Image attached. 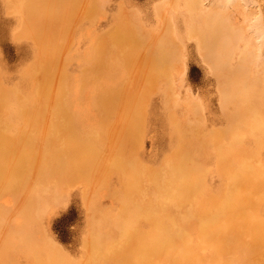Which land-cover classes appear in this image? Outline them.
Listing matches in <instances>:
<instances>
[{"label": "rangeland", "instance_id": "obj_1", "mask_svg": "<svg viewBox=\"0 0 264 264\" xmlns=\"http://www.w3.org/2000/svg\"><path fill=\"white\" fill-rule=\"evenodd\" d=\"M201 1H202V5H203L202 8H199V10L194 8L196 10V12H195V10L193 11V6L191 7V5H192L191 0H98V3H97V0H94L93 2H92V0H88V3L86 4V8L84 7V9H83L85 13L82 12L83 10L79 11L78 8L72 9L73 12L71 11V13H72L71 15L73 16L75 14V16L71 19V21L67 25V26H69L70 34L68 33V30H67V32L65 31L67 29V27H66V29H63L61 31V35L58 34L61 37H59L57 35L59 40H58V38L54 37V39L50 43L51 46L48 45V47H46V49L42 50V52L37 53L32 49L33 43L30 42L29 40H27V42H26V40H22L19 43L15 41V33L17 32L18 27H19L17 22H16L17 16H15L14 14L11 15L9 13L8 7L5 3V0H0V67H1L2 72L4 74V78L6 79V82H5L6 89L5 90H6V98H7L5 100V104H4V106H6V107H3L0 110V123H1L0 124L1 125L0 126L1 127L0 128V131H1L0 136L2 137V138L0 137L2 139V140L0 139V142H1L0 146H3V148L6 147V149L8 151L11 150L10 152L12 153V156H8L9 160L11 159L10 162H13L16 157H17L16 159H18V157L21 158L22 156L20 155V153H22V155L25 156V160L27 159V161H28V162H26V164L29 163L28 164L29 166L27 167L28 169H26L25 171H28L32 167H37L36 164L38 163V165H40L41 162H42L41 166H43L44 164L47 163L46 165H44V167L52 166V168H53V165H54L53 170H55L54 172H57V173H54V174H56V177L52 173L53 171H51V174H50V172H48V176H47L48 178L50 177V179H52V180L47 179V180H50V181H48V183L50 184V188L52 190H55L54 192L57 194L61 193L62 190L64 189V191L61 194H59L60 198L58 199L59 202L57 204L50 205L48 203L44 208H42L40 210V213H39L40 215L31 214L32 212L29 209H26V207H25L26 204H23V202L25 200H28V198L30 196L33 197V195H35V192H32L26 185H24L25 180L28 181V178L25 179L24 175L22 178L21 177H17V178L13 177L12 178L13 182L10 181L11 184L13 183L12 185L10 184L12 187L11 188L7 187V189L5 188V190H8V191L4 190V193L3 192H2V194L0 193V195H1L0 196V210H1L0 211V216H1L0 217V222H1L0 226L2 225L0 227V230H1L0 231V264H3V263L4 264H36V263L37 264H48L47 261L49 262V264H58L56 261H55V263L52 262V260L54 261V258L50 259L51 257H54V255L52 254L53 249L51 250L50 245L48 246L49 242H47L51 239L54 240V242L63 250V252L67 256H69V258L71 260H73V261L75 260V262L77 264H93L92 259L90 258L89 249L85 245V242H86L88 234H89L88 229L90 228L88 226L89 225L88 218H89V215L92 214V212H93L92 215L96 219H100V218L104 217V215H105V216L109 217L108 218L109 221L113 222L114 217H115L114 229L116 232H117V230L120 232V234L118 232L117 234H115L116 236L115 235L113 236V237H117L116 239L119 240V242H116V245L120 248L119 252H118L119 258L115 259V260H114V258L109 259L107 261V263H105V264H117L118 261L121 262L120 264H125V262L122 263V261H124L123 257L126 258V256L128 255V252L125 251V250H127L126 249L127 246H130L132 243H133L132 245H134V246L138 245L139 243H141V244L145 243L147 241V239L149 238V236L154 232L152 223L149 220L147 221L145 215H143V214L154 213L156 215V213H157V215L159 216V215L163 214V213H161L162 210L164 212V209H166V210H168L167 212L169 214H172L174 216H178L180 218L181 222H183V221L186 223L188 222V224L182 223L184 226L186 225L185 227L183 226V229L187 232V236H186L185 240L183 241V243L186 244L187 247H191L194 249V251L197 255V258H202L206 261H209L210 259H212L211 258V255H212L211 244H209L208 241L201 240L200 235L197 232V226L200 222L205 221V218L207 216H210V215H213L214 213H216L217 208L225 202L224 201L225 199L226 200L229 199V196L231 197V195H232V197H231L232 199L230 198L229 202L234 201V202L230 203V207L232 206L233 207L232 209H235L234 213H236V215H237L235 217L236 219L233 220L234 221L233 226L235 228L241 229L242 226H243L242 228H244L249 223L254 224V223H257V221H258V223L261 221L262 222L264 221V212H263L264 211L263 210L264 209V207H263L264 206L263 205L264 204V144H263L264 143V138H263L264 137V133H263L264 132V130H263V128H264V122H263L264 121V98L261 99L260 97H258V95L260 93L259 91H261L260 88L263 89V91H264V81H263L264 73H262V72H264V0H201ZM94 3H96V4H94ZM90 4H92V6ZM87 5H88V7H87ZM200 5H201V3H200ZM95 6L97 7V10H96ZM190 7L192 8V11H191ZM199 7H201V6H199ZM6 8H7V10H6ZM92 8H95V9H93L94 12L92 11ZM89 10L92 13H89ZM209 12H212V13L216 12V14H219V15L222 12L223 17L220 15L222 19L227 18V20L231 21L232 24H234V26L236 28L239 27L238 30H240V29L244 30V31H241V32H243L244 42L240 43V46L242 45L241 47H239L240 49L244 48L245 42L247 39H248L247 42L251 41L250 42L251 45H250L249 49H250V52L252 54L248 56L249 59H247L248 61H246V63H245L246 67L245 66L239 67L237 54L235 55V57L232 61L233 68H236L239 71V75L238 74L233 75L227 70H221V69H215L217 71L213 70L212 66H211L212 62L219 64V61L217 59L218 55L221 54L223 56L226 51L221 50V49L219 51L217 50L215 52V55L213 56V54H211L210 52H207L206 50L201 49V47L199 45V42H198V30L199 29L198 28L202 27L201 25L203 23V20L207 16V13H209ZM91 15H94V16L92 17ZM190 16H192V17L194 16V18L191 17L192 18L191 19ZM192 26H193V28H192ZM56 28H58L56 30H60L59 25ZM191 29H195V30H191ZM194 31L195 32L197 31L196 32L197 34H195ZM135 32H136V34H135ZM65 33L68 35V39H67V35L66 36L64 35ZM112 33L114 34L115 38L113 37ZM137 34H139V36ZM108 35H110V36H108ZM131 35H132V37H131ZM121 36H122V40H120ZM234 36L235 37L238 36V33L237 34L234 33L232 36L230 35L231 39L230 38L229 39L232 40V42L235 41ZM195 38H197V39H195ZM223 38L224 37H222L221 39H223ZM258 38H260V39H258ZM134 39H136V40H134ZM55 40H56V42H55ZM143 40L145 41L146 45H145ZM93 41H94V43H93ZM123 42H125L126 44ZM128 42H130V43H128ZM236 42H237V40H236ZM143 43H144V45H142ZM66 44H67V46H66ZM94 44H95V46H94ZM134 44L135 45L137 44V46H134ZM259 44H260V46H259ZM64 46H65V48H64ZM144 46L147 49H145ZM95 47H97V49L99 51L96 52L97 49ZM124 50H125V53H124ZM130 50L132 53H130ZM47 51H48V53H47ZM60 51H62V52H60ZM65 51H66V53H65ZM136 51L138 52L137 55L141 59V61L139 60V58L137 56L136 57L142 64L135 57ZM140 52H141V54L142 53L143 54L142 55L139 54ZM55 53H56V57H54ZM61 53H62V55L60 57ZM96 53H98V54H96ZM152 53H154V54H152ZM237 53H239V52H237ZM88 54H90V55H88ZM128 54H130V55L128 56ZM150 54H151V56H150ZM41 55H42V58H41ZM93 55H95V57H90ZM96 56H97V58H96ZM121 56H122V58H121ZM146 56H148L150 59ZM133 57H135V58H133ZM38 58H39V60H37ZM60 58H61V60H59ZM89 58H91L92 60H89ZM157 58H160V59H157ZM253 58H255V59H253ZM259 58H260V60H259ZM118 59H120V60H118ZM123 59H126V60H123ZM128 59H129V61H127ZM235 59H237V60H235ZM136 60L138 61V63L136 62ZM143 60H144V62H143ZM146 60H148L149 63H147ZM150 60H152V61H150ZM159 60H160V62H159ZM168 60H169V62H168ZM256 60H258V61H256ZM42 61H44V62H42ZM91 61H93L94 64H92L93 62H91ZM119 61H120V63H119ZM134 61L138 64L137 66H136ZM121 62H123L124 64ZM130 62H132L133 64ZM37 63H40L41 66H40V64H37ZM156 63H160L159 64L160 66L159 65L156 66L155 65ZM164 63H166V64H164ZM127 64H128L129 68L126 67ZM248 64L251 67H249ZM32 65H34V66L32 67ZM37 65H38L39 70H38V68H36ZM56 66L58 67V70L56 69L57 68ZM141 66H142V68H141ZM90 67H92V68H90ZM165 67H167V68H165ZM51 68L53 69L54 72H52ZM243 68H245V69L243 70ZM32 70H33V72H32ZM36 70L38 71V73ZM41 70L43 72H41ZM89 70H91L90 73L88 72ZM165 70H167V71H165ZM44 71L46 74L44 73ZM131 71H132V73H131ZM39 72L42 73L41 76L37 75V74H39ZM156 72H158V73H156ZM165 72H166V74H165ZM47 73L48 74L50 73V74L48 75ZM57 73H59V74H57ZM143 73L145 74V76H144L145 78L143 77V75H144ZM255 73L257 76H255ZM29 74H30V77H29ZM129 74H130V76H128ZM148 74H149V76H147ZM164 74H165V76H163ZM34 75H36V76H34ZM43 75H46V76H43ZM54 75L56 76V78H54L55 77ZM62 75H65V76L62 77ZM91 75H92V77H90ZM58 76L60 78H58ZM161 76H163V77L161 78ZM171 76H174V77H171ZM23 77H25V78H23ZM35 77H37V78H35ZM46 77H49V78H46ZM113 77L115 78V80ZM262 77H263V79H262ZM34 78L36 79V81H34L35 80ZM51 78L53 79V81ZM84 78H87V80ZM217 78L218 79L220 78V79L218 80ZM226 78L229 80L226 81ZM37 79H38V81H37ZM63 79H64V81H63ZM242 79H244V80H242ZM54 80H55V83L57 82V80H58V84L61 83L60 85L57 84L56 91L54 89H52L53 87L56 86V85H54L55 84ZM67 80H69V81L66 82ZM144 80H145V82H144ZM61 81L64 83H62ZM219 81H220V83H219L220 85L218 84ZM221 81H222V84H221ZM242 81L245 83V88H246L247 92H246V94L241 93V97H244L245 95L254 96L253 100H255V102L257 101L253 107H250V110H249V113L247 116L248 119L246 116L241 117V115H239L238 111H236L237 109H239V105L238 104L236 105L237 102L232 101V102H234L232 104L231 101L225 99L224 93H223L225 86H227L226 85L227 83L228 84L232 83L234 86H236L235 88H238V87L240 88L242 85H244V84H241ZM261 81H262V83H261ZM44 82H46L44 84L45 88L43 87V84H42ZM169 82L171 85L169 84ZM223 82L225 83V86H224ZM65 83H66L67 87H65ZM256 83H258V84H256ZM126 84H128L129 86ZM15 85H17V86L15 87ZM122 85H123V87H122ZM261 85H263V87ZM35 86L37 87V93H36V87ZM61 87H63L66 90L60 91L59 89L63 90V88H61ZM111 87H113V89ZM119 87H120V89H119ZM42 88L44 91L42 90ZM125 88H126V91H128V93H130L131 91L132 92L128 95V93L126 91H124ZM221 88H222V90H221ZM20 89H22L21 90V91H23L22 93H21ZM38 89L42 90L44 93L42 91H39ZM68 90H69V92H68ZM113 90H114V94L111 93V92H113ZM16 91H17V93L19 92L18 95L16 93L13 94V92H16ZM50 91H52V93ZM7 92H8V94H7ZM31 92H35V94H32ZM48 92H50V93H48ZM63 92L65 95H68L69 98H67V96L63 95ZM236 92L238 95V90ZM59 93H60L61 97L63 95L65 98L59 97L58 96ZM98 93H101V95H99ZM121 93H126V94L122 95ZM10 94H11V96H9ZM36 94H37V97H36ZM54 94H55V97H53ZM16 95L18 97L19 96L20 97L18 98V97H16ZM33 95H35L33 97L34 99L30 98ZM111 95H113V96H111ZM221 95H223V96H221ZM127 96H129V97L131 96V97L128 98ZM98 97H99V99H98ZM241 97L239 96V98H241ZM51 98H54L55 101ZM57 98L61 99V101H62L61 104H58L59 99L57 100ZM111 98H113V99H111ZM15 99L19 100V102L23 99V101L25 100L26 102H28V104L26 102H23V101H21L18 104V101H16ZM64 99H66V100L68 99V100L66 101ZM119 99H121V100L123 99L122 100L123 104L120 102L121 100H119ZM27 100H29V101H27ZM35 100L38 102H36ZM113 100H115V102ZM128 100H130L131 102L129 103ZM261 100H262V102H260ZM8 101H10V102L8 103ZM47 101H49V102H47ZM50 101H52V103ZM99 101H101L103 103H101V102L99 103ZM56 102L58 104V107H59V105L61 106L63 103L62 106H64V108L61 106V109L62 108L64 109V110L62 109L63 111L60 109V107H59L60 111H57L59 109H58V107L56 108ZM64 102H67L68 104L64 103ZM111 102H112V104H111ZM10 103H13V105L15 103H17V104H15L13 106ZM72 103H74V104H72ZM95 103H98V104H95ZM120 103L122 104V106L124 108V110L122 112L123 117L125 116L124 120H122L123 117H122L121 112H120L123 109L121 107ZM124 103L125 104L129 103L130 105L126 104V107H124L125 106ZM26 104L27 105H29V104L33 105L34 109H35V106H39V108L36 107L38 109L34 110L33 107H31V105H29V107H27ZM35 104H37V105H35ZM93 104H95V105L93 106ZM166 104H168V105H166ZM257 104H258V106H257ZM96 105H99L100 107L96 106ZM106 105L108 108L106 107ZM127 105L129 108L128 110H127ZM19 106H22L23 109H21V107L19 108ZM67 106H69V107H67ZM129 106L132 107V110H131V107H129ZM221 106L223 108H221ZM10 107H12V108H10ZM97 107H99L98 111H97ZM110 107L112 109H110ZM119 107H121L122 109L119 110ZM138 107H140V108H138ZM260 107L262 109H260ZM51 108H52V111L50 110ZM65 108H66V110H65ZM168 108H169V110H168ZM170 108H171V111H170ZM10 109H12V110H10ZM19 109L23 111V112L21 111V113H23L24 115L19 113V111H20ZM27 109H29V111ZM222 109H223V111H222ZM227 109H229L228 110L229 115L226 112ZM255 109H256V111H255ZM39 110H40V112H39ZM45 110H46V112H45ZM47 110H49L48 112L50 113V115H49V113L47 115ZM75 110H77L79 112V113L77 111L75 112V114L76 113L79 114V115L76 114L77 117H76V115L73 114V112ZM191 110H193V111H191ZM31 111H32V113H31ZM124 111H125V113H124ZM141 111H142V113H141ZM25 112H26V114H25ZM33 112H34V114H33ZM58 112L60 114H61V112H63L61 115L63 118L59 114H57ZM65 112H67V113H65ZM108 112H109V114H108ZM129 112H130V114H129ZM260 112H262V113H260ZM39 113H41V114H39ZM52 113H54V114H52ZM68 113H70L71 116H69ZM137 114H138V116H137ZM186 114H187V116H186ZM232 114H233V116H232ZM234 114H235V116L237 115L236 116L237 118L239 116L241 118L239 117L238 120H235ZM253 114L255 115V117L253 116ZM33 115H34L35 119H34V117H32ZM44 115H45V117H44ZM116 115L117 116L121 115V117L118 116L119 117L118 118ZM227 115H228V117H227ZM7 116L9 119H7ZM26 116L29 118H27ZM78 116H81L83 118L86 117V118L84 119V121H80V119H78V121H77L76 118H78ZM231 116H232V118H230ZM58 117H61L62 119L58 118ZM24 118L26 119V121ZM31 118H32V120H31ZM39 118H40V120H39ZM67 118L72 119V121L67 120ZM83 118H81V119L83 120ZM114 118H116L115 119L116 121L114 120ZM125 118H126V121H125ZM229 118H230V121H229ZM257 118H258V120L260 119V121L256 120ZM86 119H87V121H86ZM17 120H19V121H17ZM234 120H235V122L231 123V121H234ZM45 121H46V123H45ZM74 121H75V124H77L79 126L80 130L78 129V126L76 127V125L74 124ZM93 121H94V123H93ZM99 121H100V127H98L99 124L95 125V124L99 123ZM123 121H125V122H123ZM8 122L10 124H8ZM58 122H60V124ZM64 122L67 125L63 124ZM68 122H71V124L75 125V126L73 127V126H71V124H69L70 125L69 126ZM115 122H116V124L119 123L117 125L114 124V126L116 125L117 128L112 126L113 125L112 123H115ZM121 122H122V124H121ZM173 122H174V124H173ZM240 122H241V124H240ZM248 122H249V124L247 125ZM25 123H28V124L24 125ZM135 123H136V127H135ZM229 123H231V124H229ZM236 123L239 124V126ZM15 124H17V125H15ZM52 124H54L55 127L58 125H61V127L58 126V128H60V129H58L56 127V129L54 130L55 127ZM256 124H259V125H256ZM11 125L13 126V128H11L12 127ZM44 125H45V127H44ZM47 125H48V127L46 129ZM101 125L103 126V128L101 127ZM108 125H110V126H108ZM231 125H233V126H231ZM244 125H245V127H243ZM260 125H261V127H260ZM37 126H39V127L36 128ZM68 126L70 128V131L73 130L74 128L75 129L71 132H69V129L66 131ZM203 126L205 129L203 128ZM229 126H231V128ZM112 127H114V128L109 129ZM228 127H229V129H228ZM236 127H238V128H236ZM258 127L260 128V130ZM97 128H99V130H101L102 132L99 131ZM115 128L117 129V132L119 131L118 132L119 136L117 135V137L115 134V133H117L115 131ZM128 128H129V130H128ZM189 128L191 130H189ZM252 128H254L255 130L254 129H253L254 131L251 130ZM22 129H23V131H22ZM44 129L47 131V132L45 131V135L42 134ZM245 129H246V131L247 130L248 131L247 132L244 131ZM26 130H28V131H26ZM52 130L54 132L59 131L58 133H60V134L53 133L55 136H52L53 135L51 133ZM103 130L104 131L105 130L106 131L114 130L113 133L115 135L113 134L114 136L110 137V131L107 132L108 134L104 135L106 132L104 133ZM216 130H217V132H215ZM7 131L9 132L8 134H6ZM95 131H96L97 135L95 134ZM207 131L212 132V134L210 135V133ZM2 132H4V133H2ZM27 132H29V133H27ZM82 132L84 134L83 136H82ZM120 132H123V133H120ZM237 132H239L240 134ZM20 133H21V135H20L21 139L19 138L20 139V141H19L18 137H19ZM26 133H27V135L29 134V136H30L29 138H28V136L24 137V135H26ZM71 133H73L72 137L70 135ZM92 133H94V134H92ZM101 133H103V134H101ZM187 133H189V134L187 135ZM262 133H263V135H260ZM15 134H17L18 136ZM35 134L37 136H35ZM98 134H100V135L98 136ZM231 134H232V136H231ZM235 134L236 135L239 134V136L238 135L236 136ZM245 134L247 135L246 137H245ZM13 135H15L16 137ZM57 135H60L59 139L56 138ZM74 135L75 136L78 135V137L76 138L77 140L74 139L75 138ZM111 135H112V131H111ZM129 135H131V136H129ZM240 135H242V136H240ZM3 136H4L5 140L8 139L9 141L8 140L3 141ZM69 136L73 140L69 139L68 138ZM73 136H74V138H73ZM209 136H210V138H209ZM222 136H223V138H222ZM258 136L260 137V139L258 138ZM261 136H262V138H261ZM22 137H23V139L27 138L25 140L26 143L24 141H21V140H23ZM108 137H110V138H108ZM122 137H124V138H122ZM207 137H208V139H207ZM235 138H236V140H235ZM44 139H45V143H44ZM79 139L80 140L82 139L81 143L79 142L80 141ZM106 139H108V140H106ZM192 139H193V141H192ZM229 139L231 140L230 142H229ZM256 139H257V141H256ZM31 140H34V141H31ZM42 140H43V142H42ZM63 140H65L66 142ZM83 140L85 141V143ZM93 140H94V145H96L98 148H96L95 146H92L93 144L91 145V141L93 142ZM131 140H133V141L131 142ZM213 140L216 142V144ZM12 141H13V143H12ZM72 141L73 142L75 141V142L72 143ZM82 141L84 144L82 143ZM86 141H87L88 145H87ZM19 142L23 145H21ZM40 142H42V143L40 144ZM49 142L52 143L51 144L52 146L50 145L51 147H48V145L50 144ZM62 142L63 143L65 142L66 147ZM76 142H78V144ZM133 142H134V144H133ZM202 142H204V143H202ZM228 142L230 143V145L228 144ZM30 143L32 145L34 143L35 146L34 145L32 146ZM61 143H62V145H61ZM98 143L100 144V146H98L99 145ZM112 143H113V145H112ZM231 143H233V144H231ZM59 144H60V146H59ZM106 144H108V145L106 146ZM84 145H85V149L83 147ZM232 145H233V147H232ZM9 146H11V147L9 148ZM214 146L216 147V149ZM46 147H48V149L51 148V153L49 152L50 150L48 151ZM54 147H56V148L54 149ZM64 147H65L64 150H66V151L64 153L63 152L61 153V151H64V150H62ZM78 147H79V149H78ZM87 147L89 149H87ZM135 147H137V148H135ZM210 147H212V148H210ZM258 147L261 150L257 149ZM24 148H26V149H24ZM57 148L58 149L60 148L61 151L58 150ZM94 148H96L97 152ZM253 148H255V151L251 152V151H253L252 150ZM40 149H43L44 151L43 150L41 151ZM83 149L85 150L86 154H85ZM98 149H99V151H102V152L99 153ZM45 150H47V152L49 153L48 157H47V155H45ZM109 150L111 153L109 152ZM216 150L219 153V154L217 153L218 155H216V153H215ZM223 150H224V152H223ZM17 151H19L18 154H17ZM20 151H22V152H20ZM39 151H41L42 154L38 153ZM55 151L58 152L59 154L61 153V156L59 154L55 153ZM94 151H95V153H94ZM24 152H26L27 156L25 155ZM47 152H46V154H47ZM52 152L55 154L53 155ZM75 152H76V154H75ZM103 152L105 154H103ZM106 152H107V154H106ZM232 152H233V155L231 154ZM244 152L245 153L249 152V154L248 153H246V154L250 160H248V157L246 156V154H244ZM31 153H33L32 154L33 157H31L32 159L30 158ZM114 153H115V155H113ZM252 153H254V155ZM38 154L40 156L42 155V157H47V159L49 158L50 163H48V161H46V159H42V157H40ZM37 155L39 157H36ZM70 155H71V157H70ZM249 155L252 157H250ZM65 156H66V159H64ZM104 156H105V158H103ZM113 156L115 158H113ZM220 156H223L224 158L220 157ZM13 157H15V158L12 159ZM52 157H54L55 159ZM253 157H255V159ZM28 158L30 161L28 160ZM57 158L60 160H65V161L67 160L66 163L68 161H70V162L66 166V163L64 161L63 162L65 164H63V162L58 160ZM112 158H113V163H112ZM180 158H181V160H180ZM36 159H38L37 160L38 162H36ZM74 159H76V160L73 161ZM98 159H100V160H98ZM101 159L104 162H102ZM231 159H234V160H231ZM39 160H41V162ZM243 160L245 161V163L246 162L247 163L244 164ZM97 161H99V162H97ZM186 161L189 164L186 163ZM224 161H226V162H224ZM232 161L235 164L237 162V164L235 165ZM250 161H251V165L253 166V167L252 166L251 167L256 169V170L251 169L252 173H255L257 171L255 173L257 175V179L262 178L263 185L261 183L260 184L257 183L256 178H254L253 176H250V175L246 176L245 172H244L245 175L240 177L241 175H243L242 172L245 171V168H246L245 166H247V164L250 166ZM60 162H62V165L59 164L60 165V168H59V165L57 166V164ZM101 162L102 163L107 162V163H105L104 164L105 166H103ZM108 162H111V164H109ZM136 162H137V164H136ZM222 162H224V163H222ZM51 163H53V164H51ZM88 163H90V164H88ZM72 164H73L74 168L72 167ZM202 164H203V166H202ZM222 164L223 165L225 164V165L223 166ZM238 164L240 166H242L243 164L244 165L242 167H240V166H238ZM63 165H64L65 175H68V176L61 174L62 173L61 171H63L61 169L62 168L61 166H63ZM98 165L99 166L101 165L100 168L101 167L104 168V169H102V171H103L102 173L105 174L104 179H103V174L101 173V170H99L100 168H97ZM168 165H169V167H167ZM217 165H219V166H217ZM79 166H80V168H79ZM83 166H85V167H83ZM198 166H199V169H197ZM204 167L207 169H205ZM213 167H214V169H213ZM236 167H237V169H235ZM57 168H59V169H57ZM87 168H89V169H87ZM177 168H179L180 170L182 168L181 175L183 176V179H181L182 178L181 177L178 180L179 182L176 180L174 181V179L172 178V172L174 171V169H177ZM191 168H192V170H191ZM194 168H196V170H198V171L195 172ZM200 168H202V170ZM238 168H240L241 170ZM187 169L189 171H187ZM208 169L210 172L208 171ZM218 169L219 170L221 169V170L218 171ZM49 170H51V169H49ZM59 170L61 173H58ZM68 171H70L71 173ZM167 171H170V173H168ZM221 171H222V173H221ZM234 171L236 173H234ZM238 171H240V172H238ZM12 172H15V171H12ZM96 172H98V174ZM185 172H186V174H185ZM187 172L191 173L192 175H189V173H187ZM199 172H200V174H199ZM237 172L240 173L241 175L239 174V176H238ZM92 173H93V175L95 173V175L92 176ZM115 173H117V174H115ZM120 173L122 174V176ZM89 174H90V176H89ZM96 174L98 176L99 175L100 176L96 177ZM101 174H102V176H101ZM162 174L164 176H162ZM169 174L171 175V177ZM219 174H220V176H219ZM221 174H223V175L221 176ZM226 174L228 176L225 177ZM10 175H12V173ZM13 175H16V174L13 173ZM26 175H29V172ZM62 175L64 177H62ZM127 175H128V178H126ZM187 175H189V176H187ZM202 175H203V178H202ZM234 175H236L237 178ZM146 176H147V178H146ZM153 176H155V177H153ZM186 176H187V178H186ZM191 176H192V178H191ZM197 176H199V177H197ZM217 176H219V177H217ZM88 177L94 178L92 180V182H91L90 178H88ZM133 177H135V178L132 179ZM189 177H190V179H189L190 181L187 180ZM222 177H223V179H222ZM58 178H60V179L62 178L63 181H59ZM106 178H107V180H106ZM185 178L187 181L184 180ZM201 178L205 179L206 181L202 180ZM239 178H241V179H239ZM16 179H17V182L15 181ZM56 179L59 182L56 181ZM191 179H192L193 183L191 182ZM247 179H249V180H247ZM72 180H73V182H72ZM88 180H90V181H88ZM108 180H109V182H107ZM199 180H201V183H199L200 182ZM121 181H122V183H121ZM196 181H197V183H196ZM29 182H33V180L29 181ZM202 182H203V184H202ZM233 182H235V183H233ZM14 183L16 186L14 185ZM55 183H56V185H55ZM66 183H67V186H66ZM89 183H91V184L88 185ZM186 183H187V186L184 188V185ZM224 183H226V184H224ZM230 183H231V185H229V188H227V186H228L227 184H230ZM64 184H65V187H63ZM98 184H100V185H98ZM122 184L123 185L125 184V185L123 186ZM172 184H173V186H175V188L172 186ZM192 184H195L196 187ZM197 184H199V185H197ZM58 185H60V187ZM149 185H151V186H149ZM203 185H205V186H203ZM207 185L209 188L207 187ZM14 186L16 187V189ZM56 186H58L59 189ZM13 187H14V189H13ZM26 187L28 190H26ZM129 187H132V188L130 189ZM135 187H136V190H135ZM155 187H156L157 192L155 191ZM164 187H167V188L169 187L168 189L173 187L174 189H170L171 193L168 190L167 191L165 190V192L163 190L161 192L160 190L164 189ZM178 187H180V189H178ZM199 187H201V189ZM211 187H212V189H210ZM138 188H140V189H138ZM189 188H191V189H189ZM193 188H194V190H192ZM196 188L198 190H201L202 192L196 190ZM93 189H95V190H93ZM175 189H176V191H175ZM185 189H186V191H185ZM228 189H229V191H228ZM19 190H20V193H19ZM60 190H61V192H60ZM237 190L238 191L240 190L241 193H240V191L238 192ZM244 190L246 191V193H245L246 195L244 194V198L246 200H244V201L246 203L248 202V204H249V206H245V207L242 204L244 201L241 203V200L244 199L243 198ZM250 190H251V192H249ZM262 190H263V192H262ZM10 191H11L12 196L10 194ZM153 191H154L155 195L153 194ZM220 191L222 193H220ZM224 191H227V192H224ZM166 192H167L168 196L165 194ZM168 192H169V194H168ZM184 192H185V194H184ZM200 192H201V194H200ZM253 192H255V193H253ZM21 193L22 194L24 193L23 194L24 197L22 195H21L22 197H20ZM48 193H50V189H49ZM48 193H45L43 195L49 198L50 194H48ZM111 193H112V195H111ZM195 193H196V195H195ZM224 193H226V194L224 195ZM257 193H259V195ZM6 194L8 195L7 197H6ZM17 194H19V195H17ZM120 194H121V196H120ZM162 194L164 195L163 197H162ZM197 194H199V195H197ZM125 195H126V197L124 198ZM148 195H150V196H148ZM203 195H204V197H203ZM210 195H212V196L214 195L215 197L214 196L212 197ZM227 195H228V197H227ZM254 195H256V197H254ZM196 196H198V197H196ZM199 196H201V197H199ZM258 196H260V197H258ZM12 197H13V199H12ZM161 197L163 198V200ZM210 197L213 200H211ZM235 197H238V199ZM261 197H263V199H261ZM22 198L24 199V201ZM119 198H121L122 200ZM14 199H16L15 200L16 203H15ZM250 199H251L252 203L250 202ZM255 199H257V200H255ZM18 200H20V201L18 202ZM174 200L177 203L174 202L175 203L174 204L173 203ZM199 200L202 202H200ZM218 200H220V201H218ZM88 201H91V202H88ZM92 201L95 204H93ZM196 201L197 202L199 201L200 203L199 202L197 203ZM126 202H127V204H126ZM133 202L135 204V207H134ZM253 202H255V203H253ZM260 202H261V204H260ZM21 203L23 204V206L21 205ZM24 203H26V201ZM159 203L160 204L162 203V204L160 205ZM17 204H19L20 207L19 206L17 207L16 206ZM172 204H174V205H172ZM177 204H178V206H175ZM255 204H257L258 206ZM91 205H93V206L91 207ZM209 206L210 207L212 206V208H209ZM238 206H239V208H238ZM16 207H17V210H16ZM22 207L25 210L22 209ZM93 207H94V211H92ZM95 207H97L96 209H99V210H95ZM122 207L125 210H123ZM152 207H154V208L152 209ZM191 207H193V209ZM242 207H244V208H242ZM247 207H249V208H247ZM253 207L256 208L257 210L254 209ZM100 208H102V209H100ZM137 208L139 209V212H138ZM143 208H144V210H142ZM236 208H238V209H236ZM8 209L11 211V213ZM239 209H240V211H238ZM245 209L248 210V211L246 210L247 212L245 211V216L247 217V220H244V222H243V221H241L242 218L240 219V217H242V215H243L242 213ZM252 209H253V211H252ZM258 209H259V211H258ZM2 210H3V213L6 212L7 215L3 214ZM26 210H27V212L30 211V213L28 214L29 218L24 217L26 219V221H24L25 219L23 220V215L27 216V215H25V214H27ZM261 210H263V211H261ZM21 211L22 212L25 211V212H23V214H22ZM98 211H101V212H98ZM104 211H106V212H104ZM111 211L114 213H112ZM142 211H144V213ZM115 212H119V213L116 214ZM137 213H139V214H137ZM254 213L256 216H253V218L256 220H254L252 218V215ZM10 214L12 216H10ZM18 214L20 217L19 219H18ZM109 214H110V216H109ZM239 214H241V215L239 216ZM33 215H34V219H32ZM135 215L137 217V218L135 217L137 220L134 219V217H133ZM6 216L8 219L5 218ZM39 216H40V218H39ZM138 216H141V217H139V218H141L140 221L138 220ZM182 217H183V219H182ZM130 219H132V220H130ZM197 219H198V223H197ZM125 220H128V221L126 222ZM134 220L136 221V223L134 222ZM8 222H9V224H8ZM24 222L25 223L27 222V224L23 225V224H25ZM31 222H33V223L30 224ZM124 222H125V224H124V226H122ZM7 224H8V226H7ZM119 224H120V227H119ZM188 225L189 226L192 225V226L189 227ZM9 226L11 229L9 228ZM31 227H32V229H31ZM130 227L132 229L131 231L133 232L132 236H134V239H136L137 241L134 240L133 242L129 243L128 241L127 242L125 241L127 236H126V234H124V231L126 228L130 229ZM150 227H151V229H150ZM188 227L192 228V229H188ZM27 228L29 229V231ZM136 228H137V231H135ZM185 228H187V229H185ZM7 229H9V231ZM22 229L24 231H22ZM142 230H143V232H141ZM5 231H8V232H5ZM192 231H193V233H191ZM13 232L17 233V235L19 233V235L17 236L14 234V236H12L11 234H13ZM20 232L22 235L20 234ZM31 232L34 234L31 235L32 234ZM140 232H141V234L144 233L145 235L144 234L141 235ZM6 233H8L9 235L8 234L5 235ZM41 234H42V236H41ZM118 234H119V236H118ZM25 235H27V237ZM122 235H124L123 238H122ZM24 236L26 237V239L24 238ZM141 236H143V237L141 238ZM4 237H5V240H4ZM6 237H8V238L6 239ZM22 237H23V239H22ZM10 238L12 239V241L10 240ZM188 240H190V241H188ZM246 240L248 241V240H250V238L246 237ZM123 241H125V242H123ZM135 242H137V243H135ZM16 243L19 246L21 245L22 248H23V246L25 247V245H26L25 249L26 248H29V249L28 250L26 249L27 250L26 251L23 248L24 251L22 253L21 252V250H22L21 246L20 247L18 246V248L20 250L19 249L16 250V248H17ZM22 243H24V245ZM33 244H35L34 247L36 250L34 249ZM36 244H38V245H36ZM125 244H126V247H125ZM194 244L196 245V247ZM12 245L14 248L12 247ZM120 245H123V249H121L122 246H120ZM207 245H209V246H207ZM6 247H8V248H6ZM2 248H3V250L1 252ZM37 250H38V252H37ZM4 251H5V253H3ZM45 251H48V252H45ZM32 252H34V254ZM39 252H41V254ZM123 252H125L124 255H123ZM46 255H48L47 256L48 260L46 258ZM120 255H123V256L121 257ZM31 256L35 257L34 260H33V257H31ZM1 257H3V258H1ZM87 257L89 258V260H87L88 259ZM121 258H122V260H121ZM78 261H80V262H78ZM113 261H115V262H113ZM252 262H254V263L260 262L261 263V260H256L253 258Z\"/></svg>", "mask_w": 264, "mask_h": 264}, {"label": "bare ground", "instance_id": "obj_2", "mask_svg": "<svg viewBox=\"0 0 264 264\" xmlns=\"http://www.w3.org/2000/svg\"><path fill=\"white\" fill-rule=\"evenodd\" d=\"M94 0H92V2H93ZM192 2V5H191V7L193 6V11L195 10V9H197V10H199V8H202V1L201 0H191ZM90 2V1H89ZM5 3H6V5H7V7H8V11H9V13L12 15V14H14L15 16H17V24H18V30H17V32L15 33V41L16 42H21L22 40H26V42H27V40H29L30 42H32L33 43V45H32V49L35 51V52H37V53H40V52H42V50H44V49H46V47H48V45L49 46H51L50 45V43L52 42V40L54 39V37H56V38H58L57 37V35L58 34H60L61 35V31L63 30V29H66V27H67V29L65 30L66 32H67V30H68V33L70 34V32H69V26H67L68 25V23L71 21V19L75 16V14L72 16L71 14V11H72V9L73 8H78V10L79 11H82L83 9H84V7L86 8V4L88 3V0H5ZM97 3H98V0H97ZM200 3H201V5H200ZM94 4H96V3H94ZM91 6H92V4H90ZM98 5V4H97ZM189 5V6H190ZM199 6H201V7H199ZM87 7H88V5H87ZM190 7V9H191V11H192V8ZM95 8H96V10H97V7L95 6ZM95 8H92V11L94 12V10L93 9H95ZM195 8V9H194ZM99 9V8H98ZM6 10H7V8H6ZM88 10V9H87ZM91 10V9H90ZM90 10H89V13H92V12H90ZM190 11V12H191ZM73 12V11H72ZM82 12H84V10L82 11ZM101 12V11H100ZM195 12H196V10H195ZM85 13V12H84ZM97 13V12H96ZM193 13V12H192ZM215 13V14H214ZM214 13H212V12H209V13H207V16L204 18V20H203V23H202V27H200V28H198L199 30H198V42H199V45H200V47H201V49H204V50H206L207 52H210L211 54H213V56L215 55V52L218 50H225L226 52H225V54L222 56L221 54H219L218 55V61H219V64H216L215 62H212V69L213 70H215V69H221V70H227V71H229L231 74H233V75H235V74H238L239 75V71L236 69V68H233V64H232V61H233V59H234V57H235V55L237 54V58H238V62H239V67H246V65H245V63H246V61H248L247 59H249V55H251L252 53L250 52V49H249V47H250V42H247V40H246V42H245V46H244V48L243 49H240L239 47H241L240 46V43L241 42H244V37H243V32H241V31H244L243 29L241 30H238V28H236L235 26H234V24H232V22L231 21H229V20H227V18L226 19H222L221 18V16H222V12H221V16L219 15V14H216V12H214ZM218 13V12H217ZM202 14V13H201ZM85 15V14H84ZM189 15V14H188ZM192 15V14H191ZM92 17L94 16V15H91ZM226 16V15H225ZM192 16H190V18H191ZM200 17V16H199ZM223 17V16H222ZM120 18V17H119ZM192 18H194V16L192 17ZM191 18V19H192ZM88 19V18H87ZM189 20V19H188ZM250 20V19H249ZM188 22V21H187ZM10 23V22H9ZM57 25V26H56ZM58 25H59V29L60 30H56V29H58V28H56V27H58ZM130 25V24H129ZM250 26V25H249ZM61 27V28H60ZM115 28V27H114ZM128 28V27H127ZM192 28H193V26H192ZM132 29V28H131ZM115 30V29H114ZM130 30V29H129ZM139 30V29H138ZM191 30H195V29H191ZM133 31V30H132ZM131 31V32H132ZM140 31V30H139ZM64 32V31H63ZM193 32V31H192ZM195 32V31H194ZM197 32V31H196ZM195 32V34H197ZM118 33V32H117ZM234 33H238V36H234L235 37V43L234 42H232V40H230L231 38H230V35L232 36ZM113 34V33H112ZM126 34V33H125ZM135 34H136V32H135ZM144 34V33H143ZM192 34V33H191ZM65 36L67 35L66 33L64 34ZM122 35V34H121ZM138 36H139V34H137ZM59 36V35H58ZM64 36V37H65ZM98 36V35H97ZM108 36H110V35H108ZM125 36V35H124ZM135 36V35H134ZM59 37H61V36H59ZM112 37V36H111ZM113 37H114V34H113ZM117 37V36H116ZM131 37H132V35H131ZM222 37H224L223 39H221ZM257 37V36H256ZM66 38V37H65ZM71 38V37H70ZM97 38V37H96ZM95 38V39H96ZM115 38V37H114ZM137 38V37H136ZM230 38V39H229ZM67 39H68V35H67ZM195 39H197V38H195ZM258 39H260V38H258ZM57 40V39H56ZM56 40H55V42H56ZM58 40H59V38H58ZM113 40V39H112ZM120 40H122V36H121V39ZM134 40H136V39H134ZM236 40H237V42H236ZM116 41V40H115ZM144 41V40H143ZM29 42V43H30ZM67 42V41H66ZM141 42V41H140ZM69 43V42H68ZM71 43V42H70ZM93 43H94V41H93ZM116 43V42H115ZM123 43H125V42H123ZM128 43H130V42H128ZM127 43V44H128ZM134 43V42H133ZM144 43H145V41H144ZM144 43L142 44V45H144ZM239 43V44H238ZM55 44V43H54ZM64 44V43H63ZM121 44V43H120ZM126 44V43H125ZM124 44V45H125ZM70 45V44H69ZM141 45V46H142ZM145 45H146V43H145ZM169 45V44H168ZM239 45V46H238ZM61 46V45H60ZM66 46H67V44H66ZM71 46V45H70ZM94 46H95V44H94ZM119 46V45H118ZM131 46V45H130ZM134 46H137V44L135 45L134 44ZM259 46H260V44H259ZM54 47V46H53ZM100 47V46H99ZM143 47V46H142ZM62 48V47H61ZM64 48H65V46H64ZM67 48V47H66ZM96 49H97V47H95ZM103 48V47H102ZM126 48V47H125ZM129 48V47H128ZM131 48V47H130ZM137 48V47H136ZM144 48H145V46H144ZM152 48V47H151ZM161 48V47H160ZM54 49V48H53ZM56 49V48H55ZM95 49V50H96ZM145 49H147V48H145ZM62 50V49H61ZM94 50V51H95ZM126 50V49H125ZM125 50H124V53H125ZM134 50V49H133ZM153 50V49H152ZM253 50V49H252ZM51 51V50H50ZM57 51V50H56ZM93 51V50H92ZM97 51H99L98 49L96 50V52ZM127 51V50H126ZM138 51V50H137ZM136 51V55H135V57L137 56L138 57V55H137V52ZM140 51V50H139ZM146 51V50H145ZM55 52V51H54ZM60 52H62V51H60ZM222 52V51H221ZM237 52H239V53H237ZM47 53H48V51H47ZM65 53H66V51H65ZM128 53V52H127ZM130 53H132L131 52V50H130ZM149 53V52H148ZM209 53V54H210ZM219 53V52H218ZM44 54V53H43ZM91 54V53H90ZM90 54H88V55H90ZM93 54V53H92ZM96 54H98V53H96ZM123 54V53H122ZM139 54H141V52L139 53ZM143 54V53H142ZM141 54V55H142ZM152 54H154V53H152ZM171 54V53H170ZM254 54V53H253ZM38 55V54H37ZM61 55H62V53L60 54V57H61ZM130 54H128V56H129ZM47 56V55H46ZM64 56V55H63ZM100 56V55H99ZM125 56V55H124ZM127 56V55H126ZM134 56V55H133ZM140 56V55H139ZM150 56H151V54H150ZM164 56V55H163ZM169 56V55H168ZM212 56V55H211ZM54 57H56V53H55V56ZM90 57H95V55H93V56H90ZM110 57V56H109ZM131 57V56H130ZM135 57H133V58H135ZM137 57H136V59H137ZM146 57H148V56H146ZM252 57V56H251ZM41 58H42V55H41ZM96 58H97V56H96ZM112 58V57H111ZM121 58H122V56H121ZM139 58V57H138ZM149 58V57H148ZM165 58V57H164ZM63 59V58H62ZM95 59V58H94ZM147 59V58H146ZM150 59V58H149ZM157 59H160V58H157ZM169 59V58H168ZM253 59H255V58H253ZM37 60H39V58L37 59ZM59 60H61V58L59 59ZM88 60V59H87ZM89 60H92L91 58H89ZM117 60V59H116ZM118 60H120V59H118ZM123 60H126V59H123ZM138 60V59H137ZM136 60V62L138 63V61L140 60L141 61V59L139 58V60L137 61ZM235 60H237V59H235ZM259 60H260V58H259ZM96 61V60H95ZM98 61V60H97ZM127 61H129V59L127 60ZM139 61V62H140ZM147 61V63H149L148 62V60H146ZM150 61H152V60H150ZM255 61V60H254ZM256 61H258V60H256ZM36 62V61H35ZM38 62V61H37ZM42 62H44V61H42ZM57 62V61H56ZM55 62V63H56ZM89 62V61H88ZM91 62H93V61H91ZM103 62V61H102ZM126 62V61H125ZM135 62V61H134ZM135 62V64H136V66L138 65L137 63ZM143 62H144V60H143ZM159 62H160V60H159ZM162 62V61H161ZM168 62H169V60H168ZM237 62V63H238ZM251 62V61H250ZM49 63V62H48ZM52 63V62H51ZM70 63V62H69ZM119 63H120V61H119ZM121 63H123V62H121ZM127 63V62H126ZM130 63H132V62H130ZM141 63V62H140ZM171 63V62H170ZM37 64H40V63H37ZM53 64V63H52ZM92 64H94V62L92 63ZM124 64V63H123ZM133 64V63H132ZM134 64V65H135ZM142 64V63H141ZM160 63H156L155 65L157 66V65H159ZM164 64H166V63H164ZM44 65V64H43ZM42 65V66H43ZM51 65V64H50ZM58 65V64H57ZM237 65V64H236ZM34 65H32V67H33ZM40 66H41V64H40ZM46 66V65H45ZM44 66V67H45ZM106 66V65H105ZM104 66V67H105ZM124 66V65H123ZM160 66V65H159ZM248 66H249V64H248ZM52 67V66H51ZM55 67V66H54ZM57 67V66H56ZM62 67V66H61ZM89 67V66H88ZM127 68H129L128 67V64H127V66H126ZM249 67H251V66H249ZM248 67V68H249ZM257 67V66H256ZM36 68H38V65H37V67ZM43 68V67H42ZM41 68V69H42ZM49 68V67H48ZM90 68H92V67H90ZM136 68V67H135ZM141 68H142V66H141ZM148 68V67H147ZM151 68V67H150ZM165 68H167V67H165ZM33 69V68H32ZM52 69V68H51ZM57 70H58V67L56 68ZM64 69V68H63ZM105 69V68H104ZM108 69V68H107ZM124 69V68H123ZM132 69V68H131ZM145 69V68H144ZM156 69V68H155ZM159 69V68H158ZM245 68H243V70H244ZM247 69V68H246ZM250 69V68H249ZM254 69V68H253ZM31 70V69H30ZM38 70H39V68H38ZM66 70V69H65ZM86 70V69H85ZM126 70V69H125ZM130 70V69H129ZM161 70V69H160ZM164 70V69H163ZM263 70V69H262ZM4 71V70H3ZM35 71V70H34ZM37 71V70H36ZM64 71V70H63ZM90 71L91 70H89L88 72L90 73ZM150 71V70H149ZM165 71H167V70H165ZM215 71H217V70H215ZM31 72V71H30ZM32 72H33V70H32ZM41 72H43L42 70H41ZM52 72H54L53 71V69H52ZM130 72V71H129ZM160 72V71H159ZM162 72V71H161ZM213 72V71H212ZM221 72V71H220ZM255 72V71H254ZM29 73V72H28ZM36 73V72H35ZM37 73H38V71H37ZM44 73H45V71H44ZM61 73V72H60ZM120 73V72H119ZM131 73H132V71H131ZM145 73V72H144ZM143 73V74H144ZM148 73V72H147ZM155 73V72H154ZM156 73H158V72H156ZM242 73V72H241ZM262 73H264V72H262ZM34 74V73H33ZM46 74V73H45ZM48 74V73H47ZM50 74V73H49ZM48 74V75H49ZM57 74H59V73H57ZM62 74V73H61ZM122 74V73H121ZM136 74V73H135ZM161 74V73H160ZM159 74V75H160ZM165 74H166V72H165ZM165 74L163 75V76H165ZM172 74V73H171ZM218 74V73H217ZM244 74V73H243ZM23 75V74H22ZM37 75H42V73H40L39 72V74H37ZM134 75V74H133ZM246 75V74H245ZM262 75V74H261ZM34 76H36V75H34ZM33 76V77H34ZM43 76H46V75H43ZM55 76V75H54ZM63 76H65V75H62V77ZM121 76V75H120ZM128 76H130V74L128 75ZM145 76V74L143 75V77ZM147 76H149V74L147 75ZM163 76H161V78L163 77ZM167 76V75H166ZM170 76V75H169ZM220 76V75H219ZM218 76V77H219ZM223 76V75H222ZM242 76V75H241ZM255 76H257L256 75V73H255ZM254 76V77H255ZM259 76V75H258ZM29 77H30V74H29ZM90 77H92V75L90 76ZM110 77V76H109ZM171 77H174V76H171ZM225 77V76H224ZM236 77V76H235ZM253 77V76H252ZM23 78H25V77H23ZM35 78H37V77H35ZM34 78V79H35ZM46 78H49V77H46ZM54 78H56V76L54 77ZM58 78H60L59 76H58ZM57 78V79H58ZM67 78V77H66ZM99 78V77H98ZM114 78V77H113ZM145 78V77H144ZM158 78V77H157ZM167 78V77H166ZM223 78V77H222ZM240 78V77H239ZM249 78V77H248ZM22 79V78H21ZM41 79V78H40ZM52 79V78H51ZM84 79H86L87 80V78H84ZM112 79V78H111ZM110 79V80H111ZM133 79V78H132ZM147 79V78H146ZM160 79V78H159ZM218 79V78H217ZM220 79V78H219ZM218 79V80H219ZM262 79H263V77H262ZM24 80V79H23ZM33 80V79H32ZM60 80V79H59ZM93 80V79H92ZM114 80H115V78H114ZM149 80V79H148ZM229 79H227L226 78V81H228ZM242 80H244V79H242ZM34 81H36V79L34 80ZM37 81H38V79H37ZM52 81H53V79H52ZM63 81H64V79H63ZM69 80H67L66 82H68ZM113 81V80H112ZM126 81V80H125ZM150 81V80H149ZM148 81V82H149ZM154 81V80H153ZM172 81V80H171ZM223 81V80H222ZM222 81H221V84H222ZM263 81H264V79H263ZM5 82H6V79L4 78V74H3V72H2V69H1V67H0V110L3 108V107H6V106H4V104H5V100L7 99L6 98V87H5ZM42 82V81H41ZM60 82V81H59ZM62 82V81H61ZM85 82V81H84ZM102 82V81H101ZM118 82V81H117ZM127 82V81H126ZM143 82V81H142ZM144 82H145V80H144ZM143 82V83H144ZM155 82V81H154ZM168 82V81H167ZM46 82H44V83H42L43 84V87L45 88V86H44V84H45ZM54 83H55V80H54ZM62 83H64V82H62ZM103 83V82H102ZM101 83V84H102ZM111 83V82H110ZM134 83V82H133ZM220 83V81L218 82V84ZM230 83V82H229ZM237 83V82H236ZM261 83H262V81H261ZM40 84V83H39ZM57 84H58V80H57V82L54 84V85H56L55 87H53L52 89H54L55 91H56V87H57ZM61 84V83H60ZM60 84H58V85H60ZM113 84V83H112ZM168 84V83H167ZM169 84H170V82H169ZM168 84V85H169ZM223 84H224V86H225V83L223 82ZM241 84H244V85H242L240 88L238 87V88H235L236 86H234L232 83H230V84H226L227 86H225V88H224V97H225V99L226 100H229V101H235V102H237L236 103V105L238 104L239 105V109H237L236 111H238V113H239V115H241V117L242 116H248V113H249V110H250V107H253L254 105H255V103L257 102H255V100H253V97L254 96H249V95H245L244 97H241V93H245L246 94V88H245V83L242 81V83ZM256 84H258V83H256ZM63 85V84H62ZM118 85V84H117ZM126 85H128V84H126ZM125 85V86H126ZM133 85V84H132ZM131 85V86H132ZM138 85V84H137ZM171 85V84H170ZM220 85V84H219ZM7 86V85H6ZM17 85H15V87H16ZM51 86V85H50ZM110 86V85H109ZM113 86V85H112ZM129 86V85H128ZM153 86V85H152ZM151 86V87H152ZM240 86V85H239ZM262 87H263V85H261ZM36 87V86H35ZM60 87V86H59ZM64 87V86H63ZM63 87H61V88H63ZM65 87H67L66 86V83H65ZM70 87V86H69ZM122 87H123V85H122ZM169 87V86H168ZM171 87V86H170ZM173 87V86H172ZM219 87V86H218ZM222 87V86H221ZM257 87V86H256ZM9 88V87H8ZM100 88V87H99ZM112 89H113V87H111ZM117 88V87H116ZM154 88V87H153ZM223 88V87H222ZM222 88H221V90H222ZM19 89V88H18ZM102 89V88H101ZM111 89V90H112ZM119 89H120V87H119ZM130 89V88H129ZM128 89V90H129ZM139 89V88H138ZM137 89V90H138ZM141 89V88H140ZM22 89H20V91H21ZM39 90V89H38ZM42 90H43V88H42ZM42 90H39V91H42ZM60 91H64V90H66V89H64L63 88V90H61V89H59ZM72 90V89H71ZM115 90V89H114ZM114 90H113V92H111V93H113L114 94ZM131 90V89H130ZM133 90V89H132ZM136 90V91H137ZM238 90V95H237V91ZM257 90V89H256ZM255 90V91H256ZM260 90L261 91H259L260 93H259V95H258V97H260L261 99L262 98H264V91H263V89H261L260 88ZM11 91V90H10ZM9 91V92H10ZM14 91V90H13ZM44 91V90H43ZM42 91V92H43ZM49 91V90H48ZM58 91V90H57ZM59 91V92H60ZM120 91V90H119ZM124 91H126V88L124 89ZM134 91V90H133ZM143 91V90H142ZM141 91V92H142ZM171 91V90H170ZM175 91V90H174ZM23 91H21V93H22ZM51 93H52V91H50ZM50 92H48V93H50ZM54 92V91H53ZM68 92H69V90H68ZM121 92V91H120ZM127 93H128V91H126ZM132 92V91H131ZM130 92V93H131ZM173 92V91H172ZM14 93H16L17 95L19 94V92L17 93V91L16 92H13V94ZM32 94H35V92H31ZM36 93H37V87H36ZM44 93V92H43ZM55 93V92H54ZM62 93V92H61ZM94 93V92H93ZM92 93V94H93ZM118 93V92H117ZM130 93H128V95L130 94ZM256 93V92H255ZM254 93V94H255ZM7 94H8V92H7ZM39 94V93H38ZM97 94V93H96ZM99 95H101V93H98ZM122 95H124V94H126V93H121ZM248 94V93H247ZM258 94V93H257ZM16 95V97H18ZM29 95V94H28ZM48 95V94H47ZM52 95V94H51ZM63 95H65L64 94V92H63ZM62 95V97H64ZM72 95V94H71ZM81 95V94H80ZM132 95V94H131ZM138 95V94H137ZM8 96V95H7ZM9 96H11V94L9 95ZM35 95H33V96H31L30 98H33ZM59 97H61L60 96V93H59V95H58ZM65 96H67V98H69V96L68 95H65ZM108 96V95H107ZM111 96H113V95H111ZM119 96V95H118ZM221 96H223V95H221ZM239 96L241 97V98H239ZM15 97V98H16ZM20 97V96H19ZM18 97V98H19ZM36 97H37V94H36ZM39 97V96H38ZM51 97V96H50ZM49 97V98H50ZM53 97H55V94H54V96ZM61 97V98H62ZM81 97V96H80ZM122 97V96H121ZM128 98H130L129 96H127ZM145 97V96H144ZM11 98V97H10ZM17 98V99H18ZM22 98V97H21ZM65 98V97H64ZM97 98V97H96ZM107 98V97H106ZM110 98V97H109ZM116 98V97H115ZM124 98V97H123ZM243 98V99H242ZM9 99V98H8ZM24 99V98H23ZM23 99L21 100V101H23ZM29 99V98H28ZM34 99V98H33ZM36 99V98H35ZM38 99V98H37ZM45 99V98H44ZM51 99H53L54 100V98H51ZM59 99V101H58V104H61V99L60 98H57V100ZM71 99V98H70ZM98 99H99V97H98ZM102 99V98H101ZM111 99H113V98H111ZM127 99V98H126ZM240 99V100H239ZM259 99V98H258ZM14 100V99H13ZM16 100V99H15ZM49 100V99H48ZM64 100H66V99H64ZM68 100V99H67ZM66 100V101H67ZM107 100V99H106ZM109 100V99H108ZM119 100H121V99H119ZM123 100V99H122ZM122 100L120 101L121 103H122ZM260 100V99H259ZM258 100V101H259ZM16 101H18V104L21 102H19V100H16ZM27 101H29V100H27ZM33 101V100H32ZM31 101V102H32ZM36 101V100H35ZM55 101V100H54ZM70 101V100H69ZM85 101V100H84ZM97 101V100H96ZM114 102H115V100H113ZM117 101V100H116ZM136 101V100H135ZM7 102V101H6ZM10 101H8V103H9ZM23 102H26L25 100L23 101ZM36 102H38V101H36ZM47 102H49V101H47ZM51 103H52V101H50ZM81 102V101H80ZM101 101H99V103H100ZM126 102V101H125ZM128 102L130 103L131 101L130 100H128ZM194 102V101H193ZM260 102H262V100L260 101ZM27 104H28V102H26ZM64 103H67V102H64ZM101 103H103V102H101ZM118 103V102H117ZM120 103V105H121V107L123 108V106H122V104ZM129 103H126V104H129ZM229 103V102H228ZM234 102H232V104H233ZM10 104H12L13 105V103H10ZM15 104H17V103H15ZM14 104V105H15ZM23 104V103H22ZM26 104V106L27 107H29V105H31V104H29V105H27ZM33 104V103H32ZM58 104H57V102H56V108L58 107ZM68 104V103H67ZM72 104H74V103H72ZM71 104V105H72ZM95 104H98V103H95ZM95 104H93V106L95 105ZM105 104V103H104ZM110 104V103H109ZM111 104H112V102H111ZM114 104V103H113ZM126 104L124 103V107H126ZM135 104V103H134ZM231 104V103H230ZM231 104V105H232ZM13 105V106H14ZM35 105H37V104H35ZM62 105H63V103H62ZM61 105V106H62ZM70 105V106H71ZM81 105V104H80ZM79 105V106H80ZM130 105V104H129ZM166 105H168V104H166ZM189 105V104H188ZM229 105V104H228ZM230 105V106H231ZM53 106V105H52ZM51 106V107H52ZM61 106L59 105V107H60V109H61ZM74 106V105H73ZM96 106H99V105H96ZM95 106V107H96ZM115 106V105H114ZM134 106V105H133ZM144 106V105H143ZM174 106V105H173ZM229 106V107H230ZM257 106H258V104H257ZM256 106V107H257ZM263 106V105H262ZM21 107V109H23L22 108V106H19V108ZM25 107V106H24ZM26 107V108H27ZM31 107H33V105H31ZM36 107H38L39 108V106H35V109H38V108H36ZM41 107V106H40ZM59 107H58V109H59ZM63 108H64V106H62ZM67 107H69V106H67ZM94 107V108H95ZM100 107V106H99ZM99 107H97V111H98V109H99ZM106 107H107V105H106ZM121 107H119V110H121L122 108ZM129 107H131V106H129ZM175 107V106H174ZM10 108H12V107H10ZM48 108V107H47ZM62 108V109H63ZM72 108V107H71ZM70 108V109H71ZM108 108V107H107ZM116 108V107H115ZM138 108H140V107H138ZM147 108V107H146ZM166 108V107H165ZM221 108H223L222 106H221ZM227 108V107H226ZM255 108V107H254ZM7 109V108H6ZM9 109V108H8ZM33 109H34V107H33ZM34 109V110H35ZM49 109V108H48ZM60 109L59 110H57V111H60ZM61 109V110H62ZM69 109V110H70ZM76 109V108H75ZM110 109H112L111 107H110ZM117 109V108H116ZM129 108H128V105H127V110H128ZM189 109V108H188ZM260 109H262L261 107H260ZM259 109V110H260ZM10 110H12V109H10ZM20 110V109H19ZM28 111H29V109H27ZM51 111H52V108L50 109ZM64 110V109H63ZM62 110V111H63ZM65 110H66V108H65ZM72 110V109H71ZM103 110V109H102ZM108 110V109H107ZM118 110V109H117ZM123 110H124V108L120 111L121 112V115H122V117H123V114H122V112H123ZM126 110V109H125ZM131 110H132V107H131ZM145 110V109H144ZM168 110H169V108H168ZM167 110V111H168ZM174 110V109H173ZM229 109H227V113L229 112L228 111ZM9 111V110H8ZM21 111L22 110H20L19 111V113L20 114H22V115H24L23 113H21ZM49 110H47V115H48V112ZM77 110H75L74 112H73V114L74 115H76V114H78V113H76L75 114V112H76ZM137 111V110H136ZM170 111H171V108H170ZM191 111H193V110H191ZM222 111H223V109H222ZM255 111H256V109H255ZM254 111V112H255ZM23 112V111H22ZM35 112V111H34ZM34 112H33V114H34ZM39 112H40V110H39ZM45 112H46V110H45ZM55 112V111H54ZM69 112V111H68ZM112 112V111H111ZM119 112V113H120ZM127 112V111H126ZM253 112V113H254ZM17 113V112H16ZM30 113V112H29ZM31 113H32V111H31ZM56 113V112H55ZM62 113L63 112H61V114L58 112L57 114H59L60 116L62 115ZM65 113H67V112H65ZM64 113V114H65ZM102 113V112H101ZM105 113V112H104ZM118 113V114H119ZM124 113H125V111H124ZM136 113V112H135ZM138 113V112H137ZM141 113H142V111H141ZM260 113H262V112H260ZM4 114V113H3ZM11 114V113H10ZM25 114H26V112H25ZM36 114V113H35ZM39 114H41V113H39ZM52 114H54V113H52ZM97 114V113H96ZM108 114H109V112H108ZM116 114V113H115ZM129 114H130V112H129ZM171 114V113H170ZM21 115V116H22ZM32 115V114H31ZM49 115H50V113H49ZM68 115L69 116H71L70 115V113H68ZM79 115V114H78ZM81 115V114H80ZM85 115V114H84ZM103 115V114H102ZM101 115V116H102ZM111 115V114H110ZM121 115H118V116H120L121 117ZM125 115V114H124ZM128 115V114H127ZM173 115V114H172ZM183 115V114H182ZM228 115H229V113H228ZM228 115H227V117H228ZM263 115V114H262ZM17 116V115H16ZM43 116V115H42ZM52 116V115H51ZM68 116V117H69ZM82 116V115H81ZM81 116H78V118H76L77 119V121H78V119H80V121H84V119L86 118H83V117H81ZM114 116V115H113ZM117 116V115H116ZM117 116V117H118ZM137 116H138V114H137ZM136 116V117H137ZM186 116H187V114H186ZM185 116V117H186ZM232 116H233V114H232ZM232 116L230 117V118H232ZM237 116V115H236ZM235 116V114H234V117H235V120H238V118L240 117H236ZM250 116V115H249ZM253 116L255 117V115L253 114ZM261 116V115H260ZM14 117V116H13ZM27 117V116H26ZM32 117H34V115L32 116ZM38 117V116H37ZM44 117H45V115H44ZM62 117V116H61ZM61 117H58V118H61ZM76 117H77V115H76ZM83 118V120L81 119V118ZM99 117V116H98ZM125 117V116H124ZM124 117H123V119L122 120H124ZM135 117V116H134ZM174 117V116H173ZM240 117V118H241ZM259 117V116H258ZM23 118V117H22ZM27 118H29V117H27ZM56 118V117H55ZM63 118V117H62ZM61 118V119H62ZM75 118V117H74ZM105 118V117H104ZM113 118V117H112ZM119 118V117H118ZM117 118V119H118ZM132 118V117H131ZM180 118V117H179ZM182 118V117H181ZM230 118H229V121H230ZM263 118V117H262ZM7 119H9L8 118V116H7ZM12 119V118H11ZM25 119V118H24ZM34 119H35V117H34ZM33 119V120H34ZM37 119V118H36ZM57 119V118H56ZM75 119V120H76ZM91 119V118H90ZM116 118H114V120H115ZM121 119V118H120ZM119 119V120H120ZM144 119V118H143ZM247 119H248V117H247ZM31 120H32V118H31ZM39 120H40V118H39ZM45 120V119H44ZM67 120H70V121H72V119H68L67 118ZM128 120V119H127ZM172 120V119H171ZM189 120V119H188ZM228 120V119H227ZM235 120L234 121H231V123H233V122H235ZM256 120H258V118L256 119ZM10 121V120H9ZM12 121V120H11ZM17 121H19V120H17ZM25 121H26V119H25ZM28 121V120H27ZM86 121H87V119H86ZM116 121V120H115ZM118 121V120H117ZM125 121H126V118H125ZM125 121H123V122H125ZM136 121V120H135ZM134 121V122H135ZM190 121V120H189ZM258 121H260V119L258 120ZM257 121V122H258ZM13 122V121H12ZM21 122V121H20ZM32 122V121H31ZM105 122V121H104ZM133 122V121H132ZM131 122V123H132ZM142 122V121H141ZM145 122V121H144ZM184 122V121H183ZM264 122V121H263ZM38 123V122H37ZM41 123V122H40ZM45 123H46V121H45ZM56 123V122H55ZM59 124H60V122H58ZM81 123V122H80ZM93 123H94V121H93ZM110 123V122H109ZM231 123H229V124H231ZM1 124V123H0ZM6 124V123H5ZM4 124V125H5ZM8 124H10L9 122H8ZM7 124V125H8ZM26 124H28V123H25L24 125H26ZM57 124V123H56ZM55 124V125H56ZM63 124H66L65 122L63 123ZM69 124H71V122H68V125ZM74 124H75V121H74ZM87 124V123H86ZM91 124V123H90ZM99 124V125H98ZM113 124V125H112ZM111 125L112 126H114V124H116V122L115 123H112ZM117 124H119V123H117ZM116 124V125H117ZM121 124H122V122H121ZM125 124V123H124ZM127 124V123H126ZM140 124V123H139ZM173 124H174V122H173ZM197 124V123H196ZM237 124V123H236ZM240 124H241V122H240ZM249 124V122L247 123V125ZM254 124V123H253ZM252 124V125H253ZM261 124V123H260ZM6 125V126H7ZM15 125H17V124H15ZM14 125V126H15ZM23 125V126H24ZM38 125V124H37ZM53 126H54V124H52ZM67 125V124H66ZM76 125V127L78 126L77 124H75ZM75 125H72L71 124V126H75ZM84 125V124H83ZM89 125V124H88ZM92 125V124H91ZM95 125H98V127H100V121H99V123H97V124H95ZM103 125V124H102ZM101 125V127L103 128V126ZM114 126V127H116L117 128V126ZM138 125V124H137ZM176 125V124H175ZM189 125V124H188ZM191 125V124H190ZM235 125V124H234ZM238 126H239V124H237ZM256 125H259V124H256ZM1 126V125H0ZM12 126V125H11ZM22 126V127H23ZM31 126V125H30ZM29 126V127H30ZM59 127H61V125H58ZM58 126H56L57 128H58ZM70 126V125H69ZM69 126H68V128L66 129V131L69 129V132H71V131H73V130H71L70 131V128H69ZM90 126V125H89ZM88 126V127H89ZM93 126V125H92ZM108 126H110V125H108ZM125 126V125H124ZM180 126V125H179ZM231 126H233V125H231ZM231 126H229L230 128H231ZM254 126V125H253ZM39 126H37L36 128H38ZM44 127H45V125H44ZM47 127H48V125L46 126V129H47ZM55 127V126H54ZM56 127L54 128V130L56 129ZM63 127V126H62ZM67 127V126H66ZM105 127V126H104ZM114 127H112V128H109V129H113ZM123 127V126H122ZM135 127H136V123H135ZM197 127V126H196ZM229 127H228V129H229ZM241 127V126H240ZM243 127H245V125L243 126ZM242 127V128H243ZM255 127V126H254ZM260 127H261V125H260ZM263 127V126H262ZM1 128V127H0ZM11 128H13V126L11 127ZM25 128V127H24ZM27 128V127H26ZM35 128V129H36ZM53 128V127H52ZM115 128V131L117 132V129ZM133 128V127H132ZM142 128V127H141ZM176 128V127H175ZM191 128V127H190ZM189 128V130H191ZM203 128H204V126H203ZM225 128V127H224ZM227 128V127H226ZM234 128V127H233ZM236 128H238V127H236ZM241 128V129H242ZM259 128V127H258ZM8 129V128H7ZM15 129V128H14ZM30 129V128H29ZM58 129H60V128H58ZM78 129H79V126H78ZM83 129V128H82ZM93 129V128H92ZM91 129V130H92ZM98 130H99V128H97ZM105 129V128H104ZM125 129V128H124ZM127 129V128H126ZM143 129V128H142ZM174 129V128H173ZM205 129V128H204ZM227 129V130H228ZM240 129V130H241ZM254 128H252L251 130H253ZM2 130V129H1ZM11 130V129H10ZM18 130V129H17ZM34 130V129H33ZM39 130V129H38ZM80 130V129H79ZM90 130V129H89ZM128 130H129V128H128ZM132 130V129H131ZM197 130V129H196ZM234 130V129H233ZM255 130V129H254ZM253 130V131H254ZM259 130H260V128H259ZM263 130H264V128H263ZM262 130V131H263ZM4 131V130H3ZM6 131V130H5ZM20 131V130H19ZM18 131V132H19ZM22 131H23V129H22ZM26 131H28V130H26ZM32 131V130H31ZM43 131V130H42ZM41 131V132H42ZM45 129H44V131L42 132V134H44L45 135ZM97 131V130H96ZM96 131H95V134H96ZM99 131H101V130H99ZM110 130H108V131H104L103 130V132L105 133L104 135H106V134H108L107 132H109ZM111 131H112V135H111ZM110 131V137L111 136H114L115 134H116V137H117V135L119 136V134H118V132L117 133H113L114 132V130H111ZM125 131V130H124ZM123 131V132H124ZM182 131V130H181ZM221 131V130H220ZM229 131V130H228ZM244 131H246V129L244 130ZM248 131V130H247ZM246 131V132H247ZM252 131V132H253ZM257 131V130H256ZM261 131V132H262ZM1 132V131H0ZM33 132V131H32ZM47 132V131H46ZM59 132V131H58ZM57 131L56 132H54L53 130H52V134L53 133H57V134H60V133H58ZM62 132V131H61ZM75 132V131H74ZM102 132V131H101ZM123 132H120V133H123ZM142 132V131H141ZM176 132V131H175ZM207 132H209V131H207ZM215 132H217V130L215 131ZM223 132V131H222ZM225 132V131H224ZM245 132V133H246ZM2 133H4V132H2ZM9 132L7 131V133L6 134H8ZM27 133H29V132H27ZM27 133H26V135H24V137H26V136H28V138L30 137L29 136V134L27 135ZM38 133V132H37ZM81 133V132H80ZM91 133V132H90ZM99 133V132H98ZM210 133V135L212 134V132H209ZM228 133V132H227ZM237 133H239V132H237ZM264 133V132H263ZM263 133L262 134H260V135H263ZM32 134V133H31ZM34 134V133H33ZM62 134V133H61ZM68 134V133H67ZM92 134H94V133H92ZM101 134H103V133H101ZM114 134V135H113ZM175 134V133H174ZM173 134V135H174ZM189 133H187V135H188ZM195 134V133H194ZM199 134V133H198ZM226 134V133H225ZM240 134V133H239ZM239 134H237L238 136H239ZM258 134V133H257ZM3 135V134H2ZM15 135H17V134H15ZM15 135H13V136H15ZM20 135H21V133L19 134V137H18V140L20 141ZM51 135V134H50ZM71 135V137H72V135H73V133H71L70 134ZM84 134H83V132H82V136H83ZM97 135V134H96ZM100 134H98V136H99ZM121 135V134H120ZM124 135V134H123ZM192 135V134H191ZM236 135V134H235ZM236 135V136H237ZM244 135V134H243ZM254 135V134H253ZM259 135V136H260ZM6 136V135H5ZM18 136V135H17ZM23 136V135H22ZM35 136H37L36 134H35ZM52 136H55L54 134L52 135ZM51 136V137H52ZM75 136V135H74ZM74 136H73V138H74ZM90 136V135H89ZM88 136V137H89ZM129 136H131V135H129ZM143 136V135H142ZM180 136V135H179ZM224 136V135H223ZM223 136H222V138H223ZM228 136V135H227ZM231 136H232V134H231ZM240 136H242V135H240ZM247 135L245 134V137H246ZM258 136V138L260 139V137ZM1 137V136H0ZM12 137V136H11ZM16 137V136H15ZM70 136L68 137L69 139H72ZM78 137V135L77 136H75V138L74 139H76ZM106 137V136H105ZM110 137H108V138H110ZM181 137V136H180ZM229 137V136H228ZM244 137V136H243ZM2 138V137H1ZM0 138V139H1ZM8 138V137H7ZM6 138V139H7ZM13 138V137H12ZM20 138V139H19ZM32 138V137H31ZM36 138V137H35ZM42 138V137H41ZM56 138H60V135H57V137ZM122 138H124V137H122ZM121 138V139H122ZM134 138V137H133ZM172 138V137H171ZM209 138H210V136H209ZM221 138V137H220ZM227 138V137H226ZM225 138V139H226ZM233 138V137H232ZM252 138V137H251ZM257 138V137H256ZM261 138H262V136H261ZM264 138V137H263ZM11 139V138H10ZM22 139H23V137H22ZM27 139V138H26ZM26 139H23V140H21V141H24L25 143H26ZM34 139V138H33ZM49 139V138H48ZM99 139V138H98ZM97 139V140H98ZM128 139V138H127ZM180 139V138H179ZM178 139V140H179ZM182 139V138H181ZM194 139V138H193ZM193 139H192V141H193ZM201 139V138H200ZM207 139H208V137H207ZM216 139V138H215ZM247 139V138H246ZM249 139V138H248ZM2 140V139H1ZM8 140V139H7ZM7 140H5V138H4V136H3V141H7ZM73 140V139H72ZM77 140V139H76ZM75 140V141H76ZM80 140V139H79ZM82 140V139H81ZM81 140L79 141L80 143H81ZM89 140V139H88ZM91 140V139H90ZM104 140V139H103ZM106 140H108V139H106ZM117 140V139H116ZM115 140V141H116ZM195 140V139H194ZM227 140V139H226ZM235 140H236V138H235ZM9 141V140H8ZM31 141H34V140H31ZM41 141V140H40ZM51 141V140H50ZM63 141H65V140H63ZM74 141V142H75ZM84 141V140H83ZM83 141H82V143H83ZM101 141V140H100ZM111 141V140H110ZM119 141V140H118ZM124 141V140H123ZM133 140H131V142H132ZM136 141V140H135ZM183 141V140H182ZM191 141V142H192ZM205 141V140H204ZM214 141V140H213ZM231 140L229 139V142H230ZM243 141V140H242ZM241 141V142H242ZM256 141H257V139H256ZM23 142V143H24ZM30 142V141H29ZM37 142V141H36ZM42 142H43V140H42ZM42 142H40V144L42 143ZM48 142V141H47ZM52 142V141H51ZM66 142V141H65ZM65 142L63 143L64 145H65ZM69 142V141H68ZM73 141H72V143H74ZM112 142V141H111ZM122 142V141H121ZM126 142V141H125ZM179 142V141H178ZM177 142V143H178ZM215 142V141H214ZM226 142V141H225ZM228 142V144L230 145V143ZM12 143H13V141H12ZM20 143V142H19ZM35 143V142H34ZM34 143H33V145H34ZM44 143H45V139H44ZM50 143V142H49ZM62 143H61V145H62ZM70 143V142H69ZM77 144H78V142H76ZM75 143V144H76ZM84 143H85V141H84ZM83 143V144H84ZM86 143H87V141H86ZM102 143V142H101ZM117 143V142H116ZM182 143V142H181ZM202 143H204V142H202ZM239 143V142H238ZM244 143V142H243ZM242 143V144H243ZM249 143V142H248ZM256 143V142H255ZM263 143V142H262ZM6 144V143H5ZM15 144V143H14ZM21 144V143H20ZM31 144V143H30ZM52 143H50L49 145H48V147H51L52 145H51ZM74 144V145H75ZM93 144V145H92ZM99 144V143H98ZM115 144V143H114ZM131 144V143H130ZM133 144H134V142H133ZM183 144V143H182ZM193 144V143H192ZM215 144H216V142H215ZM231 144H233V143H231ZM259 144V143H258ZM264 144V143H263ZM0 145H1V142H0ZM12 145V144H11ZM21 145H23V144H21ZM20 145V146H21ZM32 145V144H31ZM32 145V146H33ZM51 145V146H50ZM80 145V144H79ZM87 145H88V143H87ZM91 145L92 146H95L96 148H98L96 145H94V140H93V142L91 141ZM108 144H106V146H107ZM112 145H113V143H112ZM121 145V144H120ZM257 145V144H256ZM260 145V144H259ZM14 146V145H13ZM12 146V147H13ZM19 146V147H20ZM25 146V145H24ZM35 146V145H34ZM47 146V145H46ZM59 146H60V144H59ZM77 146V145H76ZM98 146H100V144L98 145ZM116 146V145H115ZM186 146V145H185ZM242 146V145H241ZM244 146V145H243ZM262 146V145H261ZM11 146H9V148H10ZM26 147V146H25ZM48 147H46L47 148V150L51 153V148H49L48 149ZM65 147H66V145H65ZM65 147L62 149V150H64L65 149ZM70 147V146H69ZM73 147V146H72ZM75 147V146H74ZM84 147V149H85V145L83 146ZM89 147V146H88ZM87 147V149H89ZM109 147V146H108ZM133 147V146H132ZM188 147V146H187ZM208 147V146H207ZM215 147V146H214ZM220 147V146H219ZM224 147V146H223ZM232 147H233V145H232ZM235 147V146H234ZM249 147V146H248ZM247 147V148H248ZM257 147V146H256ZM260 147V146H259ZM257 148V149H260V148ZM263 147V146H262ZM261 147V148H262ZM45 148V147H44ZM56 147H54V149H55ZM68 148V147H67ZM81 148V147H80ZM96 148H94L95 150H96ZM127 148V147H126ZM131 148V147H130ZM135 148H137V147H135ZM201 148V147H200ZM209 148V147H208ZM207 148V149H208ZM210 148H212V147H210ZM241 148V147H240ZM239 148V149H240ZM250 148V147H249ZM19 149V148H18ZM24 149H26V148H24ZM29 149V148H28ZM37 149V148H36ZM58 149V148H57ZM78 149H79V147H78ZM83 149V150H84ZM92 149V148H91ZM100 149V148H99ZM99 149H98V151H99ZM133 149V148H132ZM215 149H216V147H215ZM221 149V148H220ZM236 149V148H235ZM246 149V148H245ZM263 149V148H262ZM33 150V149H32ZM35 150V149H34ZM41 151L43 150V149H40ZM47 150H45V155H47V157H48V152H47ZM58 150H60L61 151V149L59 148ZM70 150V149H69ZM68 150V151H69ZM73 150V149H72ZM117 150V149H116ZM210 150V149H209ZM213 150V149H212ZM229 150V149H228ZM250 150V149H249ZM253 151H251V152H254L255 151V148H253L252 149ZM261 150V149H260ZM259 150V151H260ZM11 151V150H10ZM10 151H8L7 149H6V147L5 148H3V146H0V193L2 194V192L4 193V190H5V188L7 189V187H9V188H11L12 186V184H11V182H13L12 181V178L14 177V178H17V177H23V175H24V177H25V179H27L28 178V181L27 180H25V182H24V185H26L32 192H35V195H33V197L32 196H30L29 198H28V200H25L26 201V203H24L25 201H24V199H23V204H26L25 205V207H26V209H29L32 213L31 214H38V215H40L39 213H40V210L42 209V208H44L48 203L50 204V205H55V204H57L58 202H59V194H61L63 191H64V189L62 190V192H61V190H60V192L61 193H59V194H57V193H55L54 191L55 190H52L51 188H50V184L48 183V181H50V180H52V179H50V177L48 178L47 176H48V172H50V174H51V171H53L52 173L54 174V173H57V172H54L55 170H53V168H54V165H53V168H52V166H47V167H44V165H46V164H44L43 166H41V160H39L41 163H40V165H38V163L36 164V166L37 167H32V168H30L28 171H25L26 169H28L27 167L29 166L28 164H26V162H28L27 161V159L25 160V156L24 155H22V153H20V155L22 156L21 158H19L18 157V159H16L15 157H13L12 159H14L15 158V160L13 161V162H10V160H9V158H8V156H12V153L10 152ZM14 151V150H13ZM16 151V150H15ZM41 151H39L38 153H40V154H42L41 153ZM44 151V150H43ZM66 150H64V151H61V153L63 152H65ZM93 151V150H92ZM107 151V150H106ZM122 151V150H121ZM130 151V150H129ZM227 151V150H226ZM236 151V150H235ZM234 151V152H235ZM263 151V150H262ZM20 152H22V151H20ZM46 152H47V154H46ZM84 152H85V150H84ZM96 152H97V150H96ZM100 152H102V151H99V153ZM109 152H110V150H109ZM174 152V151H173ZM223 152H224V150H223ZM222 152V153H223ZM231 152V151H230ZM229 152V153H230ZM240 152V151H239ZM238 152V153H239ZM19 153V151H17V154ZM25 153V155H26V152H24ZM55 153H57V154H59L58 152H56L55 151ZM55 153H53L52 152V154L54 155ZM61 153L59 154L60 156H61ZM74 153V152H73ZM81 153V152H80ZM94 153H95V151H94ZM111 153V152H110ZM216 155H218L219 153L217 152V150H216ZM218 153V154H217ZM246 153H248L249 154V152H246ZM245 152H244V154H246ZM259 153V152H258ZM32 154L33 153H31V156H30V158L31 157H33L32 156ZM75 154H76V152H75ZM85 154H86V152H85ZM88 154V153H87ZM92 154V153H91ZM103 154H105L104 152H103ZM106 154H107V152H106ZM204 154V153H203ZM228 154V153H227ZM232 155H233V152L231 153ZM235 154V153H234ZM241 154V153H240ZM253 155H254V153H252ZM251 154V155H252ZM257 154V153H256ZM19 155V156H20ZM39 155V154H38ZM36 156V157H39V156ZM64 155V154H63ZM79 155V154H78ZM77 155V156H78ZM98 155V154H97ZM110 155V154H109ZM113 155H115V153L113 154ZM124 155V154H123ZM178 155V154H177ZM252 155V156H253ZM259 155V154H258ZM27 156V155H26ZM74 156V155H73ZM170 156V155H169ZM204 156V155H203ZM246 156H247V154H246ZM250 156V155H249ZM252 156H250V157H252ZM40 157H42V155L40 156ZM47 157H42V159H46V161H48V163H50V159L48 158L47 159ZM50 157V156H49ZM63 157V156H62ZM70 157H71V155H70ZM83 157V156H82ZM92 157V156H91ZM99 157V156H98ZM102 157V156H101ZM118 157V156H117ZM175 157V156H174ZM181 157V156H180ZM220 157H223V156H220ZM227 157V156H226ZM248 157V156H247ZM246 157V158H247ZM256 157V156H255ZM255 157H253L254 159H255ZM52 158H54V157H52ZM59 158V157H58ZM57 158V159H58ZM61 158V157H60ZM75 158V157H74ZM77 158V157H76ZM95 158V157H94ZM103 158H105V156L103 157ZM113 158H115L114 156H113ZM113 158H112V163H113ZM172 158V157H171ZM196 158V157H195ZM201 158V157H200ZM207 158V157H206ZM224 158V157H223ZM263 158V157H262ZM32 159V158H31ZM39 159V158H38ZM38 159H36V162H38L37 160ZM55 159V158H54ZM64 159H66V156H65V158ZM70 159V158H69ZM111 159V158H110ZM109 159V160H110ZM120 159V158H119ZM122 159V158H121ZM169 159V158H168ZM192 159V158H191ZM199 159V158H198ZM197 159V160H198ZM239 159V158H238ZM243 159V158H242ZM28 160H29V158H28ZM58 160H60V159H58ZM57 160V161H58ZM76 159H74L73 161H75ZM81 160V159H80ZM79 160V161H80ZM98 160H100V159H98ZM117 160V159H116ZM130 160V159H129ZM178 160V159H177ZM180 160H181V158H180ZM231 160H234V159H231ZM245 160V159H244ZM243 160V161H244ZM248 160H250L249 159V157H248ZM247 160V161H248ZM253 160V159H252ZM251 160V161H252ZM30 161V160H29ZM55 161V160H54ZM60 161H64L65 163H66V161L65 160H60ZM92 161V160H91ZM101 161L102 162H104L102 159H101ZM192 161V160H191ZM251 161H250V166L247 164V166H245L246 168H245V171H241L242 173H243V175H241L240 173H238V172H240V171H238L237 173H238V176H239V174L241 175L240 177H242V176H244L245 174H246V176H253L254 178H256V182L257 183H261L262 185H263V181H262V178L261 179H257V175L255 174V173H252V170L251 169H253V170H256L255 168H252L253 166L251 165ZM44 162V161H43ZM52 162V161H51ZM59 162V161H58ZM62 162H60V163H58L57 164V166L59 165V164H61L62 165ZM63 162V164H65ZM69 162L70 161H68L67 163H66V166L69 164ZM89 162V161H88ZM97 162H99V161H97ZM96 162V163H97ZM101 162V163H102ZM126 162V161H125ZM204 162V161H203ZM224 162H226V161H224ZM224 162H222V163H224ZM233 162V161H232ZM241 162V161H240ZM45 163V162H44ZM73 163V162H72ZM95 163V162H94ZM100 163V164H101ZM105 163H107V162H105ZM105 163H102V165L103 166H105L104 164ZM109 164H111V162H108ZM127 163V162H126ZM176 163V162H175ZM186 163H188L187 161H186ZM200 163V162H199ZM231 163V162H230ZM234 163V162H233ZM244 164H246L245 163V161L243 162ZM261 163V162H260ZM51 164H53V163H51ZM50 164V165H51ZM88 164H90V163H88ZM93 164V163H92ZM115 164V163H114ZM113 164V165H114ZM128 164V163H127ZM136 164H137V162H136ZM183 164V163H182ZM189 164V163H188ZM218 164V163H217ZM221 164V163H220ZM235 164V163H234ZM236 164H237V162H236ZM235 164V165H236ZM243 164V165H244ZM254 164V163H253ZM34 165V164H33ZM80 165V164H79ZM130 165V164H129ZM163 165V164H162ZM223 165V164H222ZM225 165V164H224ZM223 165V166H224ZM234 165V166H235ZM242 165V166H243ZM255 165V164H254ZM35 166V165H34ZM65 166V167H66ZM70 166V165H69ZM86 166V165H85ZM85 166H83V167H85ZM88 166V165H87ZM101 166V165H100ZM100 166L98 165V167L97 168H100ZM116 166V165H115ZM114 166V167H115ZM174 166V165H173ZM202 166H203V164H202ZM217 166H219V165H217ZM238 166H240L239 164H238ZM242 166H240V167H242ZM252 166V167H251ZM62 168V170L63 171H61L60 172V170L58 171V173H61V174H64L65 175V171H64V165L63 166H61ZM72 167H73V164H72ZM82 167V168H83ZM113 167V168H114ZM130 167V166H129ZM167 167H169V165L167 166ZM183 167V166H182ZM59 168H60V165H59ZM59 168H57V169H59ZM68 168V167H67ZM74 168V167H73ZM72 168V169H73ZM79 168H80V166H79ZM78 168V169H79ZM107 168V167H106ZM134 168V167H133ZM139 168V167H138ZM144 168V167H143ZM180 168V167H179ZM179 168H177V169H174V171L172 172V178L174 179V181L176 180V181H178L181 177V179H183V176L181 175V170H182V168H181V170L179 169ZM197 168V167H196ZM196 168H194V170H195V172L196 171H198V170H196ZM205 168V167H204ZM209 168V167H208ZM218 168V167H217ZM49 169H51V170H49ZM66 169V168H65ZM85 169V168H84ZM87 169H89V168H87ZM86 169V170H87ZM102 169H104L103 167H101L99 170H101V173L103 172L102 171ZM108 169V168H107ZM130 169V168H129ZM137 169V168H136ZM186 169V168H185ZM197 169H199V166H198V168ZM201 170H202V168H200ZM205 169H207V168H205ZM213 169H214V167H213ZM235 169H237V167L235 168ZM238 169H240V168H238ZM68 170V169H67ZM113 170V169H112ZM133 170V169H132ZM139 170V169H138ZM151 170V169H150ZM184 170V169H183ZM191 170H192V168H191ZM193 170V171H194ZM221 170V169H220ZM219 169H218V171H220ZM241 170V169H240ZM259 170V169H258ZM12 171H15V172H12ZM73 171V170H72ZM75 171V170H74ZM79 171V170H78ZM107 171V170H106ZM122 171V170H121ZM126 171V170H125ZM187 171H189L188 169H187ZM208 171H209V169H208ZM260 171V170H259ZM29 172V175H26L27 173ZM64 172V173H63ZM68 172H70V171H68ZM82 172V171H81ZM80 172V173H81ZM117 172V171H116ZM123 172V171H122ZM121 172V173H122ZM130 172V171H129ZM138 172V171H137ZM150 172V171H149ZM168 173H170V171H167ZM210 172V171H209ZM244 172H245V174H244ZM12 173V175H10ZM13 173L14 174H16V175H13ZM71 173V172H70ZM73 173V172H72ZM85 173V172H84ZM97 174H98V172H96ZM110 173V172H109ZM119 173V172H118ZM120 173V174H121ZM159 173V172H158ZM163 173V172H162ZM187 173H189V172H187ZM193 173V172H192ZM217 173V172H216ZM221 173H222V171H221ZM234 173H236L235 171H234ZM233 173V174H234ZM96 174V177H99L98 175ZM103 174V173H102ZM102 174H101V176H102ZM115 174H117V173H115ZM147 174V173H146ZM156 174V173H155ZM185 174H186V172H185ZM199 174H200V172H199ZM213 174V173H212ZM55 175V177H56V174H54ZM74 175V174H73ZM83 175V174H82ZM94 175H95V173H94ZM93 175V173H92V176H94ZM104 175L105 174H103V179H104ZM154 175V174H153ZM170 175V174H169ZM189 175H192L191 173H189ZM189 175H187V176H189ZM214 175V174H213ZM212 175V176H213ZM223 174H221V176H222ZM51 176V175H50ZM65 176H68V175H65ZM80 176V175H79ZM89 176H90V174H89ZM121 176H122V174H121ZM134 176V175H133ZM150 176V175H149ZM162 176H164L163 174H162ZM185 176V175H184ZM187 176H186V178H187ZM200 176V175H199ZM199 176H197V177H199ZM219 176H220V174H219ZM219 176H217V177H219ZM226 176H228L227 174L225 175V177ZM235 177H236V175H234ZM60 177V176H59ZM62 177H64L63 175H62ZM106 177V176H105ZM152 177V176H151ZM153 177H155V176H153ZM170 177H171V175H170ZM196 177V178H197ZM201 177V176H200ZM206 177V176H205ZM224 177V176H223ZM223 177H222V179H223ZM263 177V176H262ZM66 178V177H65ZM88 178H90V177H88ZM120 178V177H119ZM122 178V177H121ZM126 178H128V175H127V177ZM135 177H133L132 179H134ZM146 178H147V176H146ZM164 178V177H163ZM186 178L184 179V180H186ZM191 178H192V176H191ZM202 178H203V175H202ZM201 178V179H202ZM207 178V177H206ZM214 178V177H213ZM221 178V177H220ZM219 178V179H220ZM237 178V177H236ZM11 179V180H10ZM31 179V180H30ZM47 179H50V180H47ZM59 179V181H63L62 180V178L60 179V178H58ZM78 179V178H77ZM87 179V178H86ZM94 178H90V180H91V182H92V180H93ZM138 179V178H137ZM165 179V178H164ZM190 179V177L187 179V180H189ZM200 179V178H199ZM239 179H241V178H239ZM238 179V180H239ZM24 180V179H23ZM33 180V182H29V181H32ZM79 180V179H78ZM90 180H88V181H90ZM97 180V179H96ZM106 180H107V178H106ZM122 180V179H121ZM154 180V179H153ZM156 180V179H155ZM186 180V181H187ZM197 180V179H196ZM202 180H204V181H206L205 179H202ZM247 180H249V179H247ZM11 181V182H10ZM16 182H17V179L15 180ZM14 181V182H15ZM54 181V180H53ZM56 181H58L57 179H56ZM58 181V182H59ZM70 181V180H69ZM85 181V180H84ZM83 181V182H84ZM105 181V180H104ZM137 181V180H136ZM163 181V180H162ZM173 181V180H172ZM183 181V180H182ZM190 181V180H189ZM198 181V180H197ZM197 181H196V183H197ZM200 182L199 183H201V180H199ZM233 181V180H232ZM253 181V180H252ZM20 182V181H19ZM52 182V181H51ZM72 182H73V180H72ZM87 182V181H86ZM107 182H109V180L107 181ZM166 182V181H165ZM179 182V181H178ZM191 182H192V179H191ZM227 182V181H226ZM231 182V181H230ZM240 182V181H239ZM22 183V182H21ZM61 183V182H60ZM85 183V182H84ZM121 183H122V181H121ZM142 183V182H141ZM173 183V182H172ZM193 183V182H192ZM195 183V184H196ZM205 183V182H204ZM232 183V182H231ZM231 183L230 184H227L228 186H227V188H229V185H231ZM233 183H235V182H233ZM11 184V185H10ZM91 183H89L88 185H90ZM93 184V183H92ZM102 184V183H101ZM145 184V183H144ZM154 184V183H153ZM166 184V183H165ZM191 184V183H190ZM195 184H192V185H194L195 186ZM202 184H203V182H202ZM224 184H226V183H224ZM14 185H15V183H14ZM22 185V184H21ZM55 185H56V183H55ZM98 185H100V184H98ZM107 185V184H106ZM123 185V184H122ZM125 185V184H124ZM123 185V186H124ZM175 185V184H174ZM181 185V184H180ZM197 185H199V184H197ZM234 185V184H233ZM16 186V185H15ZM14 186V187H15ZM59 187H60V185H58ZM58 186H56L58 189H59V187ZM66 186H67V183H66ZM72 186V185H71ZM97 186V185H96ZM149 186H151V185H149ZM168 186V185H167ZM171 186V185H170ZM169 186V187H170ZM172 186H173V184H172ZM187 186V183L184 185V188ZM189 186V185H188ZM203 186H205V185H203ZM202 186V187H203ZM235 186V185H234ZM233 186V187H234ZM14 187H13V189H14ZM20 187V186H19ZM27 187H26V190H28L27 189ZM63 187H65V184H64V186ZM108 187V186H107ZM106 187V188H107ZM121 187V186H120ZM133 187V186H132ZM132 187H129L130 189L132 188ZM168 187V188H169ZM174 188H175V186H173ZM170 188V189H174V188ZM183 187V186H182ZM196 187V186H195ZM207 187H208V185H207ZM213 187V186H212ZM212 187L210 188V189H212ZM24 188V187H23ZM68 188V187H67ZM94 188V187H93ZM104 188V187H103ZM117 188V187H116ZM167 187H164V189H162V190H160L161 192L164 190V192H165V190L167 191H169L170 192V189H168ZM200 189H201V187H199ZM209 188V187H208ZM226 188V189H227ZM235 188V187H234ZM259 188V187H258ZM15 189H16V187H15ZM49 189H50V193H48L49 192ZM54 189V188H53ZM57 189V190H58ZM115 189V188H114ZM120 189V188H119ZM118 189V190H119ZM134 189V188H133ZM138 189H140V188H138ZM178 189H180V187H178ZM189 189H191V188H189ZM204 189V188H203ZM223 189V188H222ZM225 189V190H226ZM10 190V189H9ZM22 190V189H21ZM93 190H95V189H93ZM117 190V189H116ZM135 190H136V187H135ZM188 190V189H187ZM192 190H194V188L192 189ZM196 190H198L197 188H196ZM205 190V189H204ZM224 190V189H223ZM222 190V191H223ZM260 190V189H259ZM5 191H8V190H5ZM23 191V190H22ZM30 191V192H31ZM66 191V190H65ZM155 191H156V187H155ZM175 191H176V189H175ZM185 191H186V189H185ZM198 191H201V190H198ZM217 191V190H216ZM228 191H229V189H228ZM233 191V190H232ZM238 191V190H237ZM240 191V190H239ZM238 191V192H239ZM115 192V191H114ZM130 192V191H129ZM139 192V191H138ZM151 192V191H150ZM157 192V191H156ZM169 192H168V194H169ZM202 192V191H201ZM201 192H200V194H201ZM204 192V191H203ZM209 192V191H208ZM224 192H227V191H224ZM237 192V193H238ZM249 192H251V190L249 191ZM262 192H263V190H262ZM16 193V192H15ZM19 193H20V190H19ZM25 193V192H24ZM23 193V194H24ZM45 193H48V194H50L49 195V198L48 197H46V196H44L43 194H45ZM113 193V192H112ZM112 193H111V195H112ZM116 193V192H115ZM121 193V192H120ZM123 193V192H122ZM137 193V192H136ZM171 193V192H170ZM205 193V192H204ZM210 193V192H209ZM218 193V192H217ZM220 193H222L221 191H220ZM240 193H241V191H240ZM246 193V191L244 190V193H243V198H244V194ZM253 193H255V192H253ZM261 193V192H260ZM10 194H11V191H10ZM22 193L20 194V197H24V195H23ZM64 194V193H63ZM138 194V193H137ZM152 194V193H151ZM153 194H154V191H153ZM157 194V193H156ZM166 195H167V192L165 193ZM184 194H185V192H184ZM208 194V193H207ZM211 194V193H210ZM226 193H224V195H225ZM229 194V193H228ZM258 195H259V193H257ZM4 195V194H3ZM17 195H19V194H17ZM22 195V196H21ZM28 195V194H27ZM127 195V194H126ZM126 195L124 196V198L126 197ZM155 195V194H154ZM165 195V196H166ZM174 195V194H173ZM176 195V194H175ZM180 195V194H179ZM189 195V194H188ZM195 195H196V193H195ZM197 195H199V194H197ZM206 195V194H205ZM246 195V194H245ZM1 196V195H0ZM8 195L6 194V197H7ZM11 196H12V194H11ZM120 196H121V194H120ZM148 196H150V195H148ZM158 196V195H157ZM160 196V195H159ZM164 195L162 194V197H163ZM168 196V195H167ZM210 196H212V195H210ZM214 196V195H213ZM212 196V197H213ZM239 196V195H238ZM250 196V195H249ZM248 196V197H249ZM253 196V195H252ZM251 196V197H252ZM3 197V196H2ZM32 197V198H31ZM156 197V196H155ZM161 197V198H162ZM196 197H198V196H196ZM199 197H201V196H199ZM203 197H204V195H203ZM206 197V196H205ZM215 197V196H214ZM220 197V196H219ZM227 197H228V195H227ZM231 197H232V195H231ZM230 196H229V199L231 198ZM254 197H256V195H254ZM258 197H260V196H258ZM15 198V197H14ZM92 198V197H91ZM113 198V197H112ZM116 198V197H115ZM133 198V197H132ZM140 198V197H139ZM144 198V197H143ZM177 198V197H176ZM211 198V197H210ZM223 198V197H222ZM226 198V197H225ZM234 198V197H233ZM235 198H237L238 199V197H235ZM12 199H13V197H12ZM87 199V198H86ZM119 199H121V198H119ZM181 199V198H180ZM197 199V198H196ZM221 199V198H220ZM229 199H223L225 202L223 203V204H221L218 208H217V210H216V213H212L213 215H210V216H207L206 218H205V221H202V222H200L199 224H198V226H197V232H198V234L200 235V238H201V240H203V241H208V243L209 244H211V251H212V255H211V258L212 259H210L209 261H206V260H204V259H202V258H197V255H196V253H195V251H194V249L193 248H191V247H187V245L186 244H184L183 243V241L185 240V238H186V236H187V232L183 229V224L182 223H186V222H181V220H180V218L178 217V216H174V215H172V214H169L167 211L168 210H166V209H164V212H163V210H162V212L161 213H163L162 215H157V213H156V215L154 214V213H147V214H143V215H145V217H146V219H147V221L149 220L151 223H152V225H153V230H154V232L149 236V238L147 239V241L145 242V243H143V244H141V243H139L138 245H130V246H127V250H125V251H127L128 252V255L126 256V258L125 257H123L124 258V261H122V263L123 262H125V264H255L254 262H252V260H253V258L254 259H256V260H261V263L260 262H257L256 264H264V221L262 222H259L258 223V221H257V223H254V224H252V223H249L246 227H244V228H242L241 227V229H238V228H235L234 226H233V223H234V219H236L235 217L237 216L236 215V213H234L235 212V209H232L233 207L231 206L230 207V203H232V202H234V201H232V202H229L230 200ZM232 199V198H231ZM241 199V198H240ZM261 199H263V197H261ZM16 199H14V201H15ZM21 200V199H20ZM20 200H18V202L20 201ZM115 200V199H114ZM117 200V199H116ZM122 200V199H121ZM129 200V199H128ZM162 200H163V198H162ZM184 200V199H183ZM202 200V199H201ZM205 200V199H204ZM211 200H213L212 198H211ZM210 200V201H211ZM222 200V199H221ZM235 200V199H234ZM244 200H246L245 198L243 199V200H241V203L244 201ZM255 200H257V199H255ZM13 201V202H14ZM118 201V200H117ZM120 201V200H119ZM134 201V200H133ZM167 201V200H166ZM165 201V202H166ZM200 201V200H199ZM198 201V202H199ZM206 201V200H205ZM215 201V200H214ZM218 201H220V200H218ZM88 202H91V201H88ZM93 202V201H92ZM130 202V201H129ZM150 202V201H149ZM163 202V201H162ZM175 202V200L173 201V203ZM189 202V201H188ZM197 202V201H196ZM197 202V203H198ZM200 202H202V201H200ZM199 202V203H200ZM245 202V201H244ZM242 203L243 205H244V207L245 206H249V204H248V202L246 203ZM250 202L252 203V201H251V199H250ZM15 203H16V201H15ZM125 203V202H124ZM151 203V202H150ZM168 203V202H167ZM175 203H177V202H175ZM174 203V204H175ZM179 203V202H178ZM220 203V202H219ZM240 203V204H241ZM253 203H255V202H253ZM23 204L21 203V205L23 206ZM93 204H95L94 202H93ZM122 204V203H121ZM126 204H127V202H126ZM125 204V205H126ZM133 204H134V202H133ZM143 204V203H142ZM160 204V203H159ZM162 204V203H161ZM160 204V205H161ZM174 204H172V205H174ZM186 204V203H185ZM213 204V203H212ZM239 204V205H240ZM241 204V205H242ZM246 204V205H245ZM260 204H261V202H260ZM165 205V204H164ZM180 205V204H179ZM202 205V204H201ZM255 205H257V204H255ZM264 205V204H263ZM17 207L19 206L20 207V205L19 204H17L16 205ZM93 205H91V207H92ZM137 206V205H136ZM139 206V205H138ZM158 206V205H157ZM175 206H178V204L177 205H175ZM191 206V205H190ZM213 206V205H212ZM212 206L210 207L209 206V208H212ZM216 206V205H215ZM258 206V205H257ZM3 207V206H2ZM17 207H16V210H17ZM114 207V206H113ZM121 207V206H120ZM134 207H135V204H134ZM133 207V208H134ZM147 207V206H146ZM164 207V206H163ZM236 207V206H235ZM244 207H242V208H244ZM255 207V206H254ZM253 207V208H254ZM264 207V206H263ZM97 207H95V210H99V209H96ZM106 208V207H105ZM128 208V207H127ZM139 208V207H138ZM137 208V209H138ZM142 208V207H141ZM154 207H152V209H153ZM166 208V207H165ZM192 209H193V207H191ZM202 208V207H201ZM238 208H239V206H238ZM238 208H236V209H238ZM247 208H249V207H247ZM19 209V208H18ZM22 209H24L23 207H22ZM91 209V208H90ZM100 209H102V208H100ZM115 209V208H114ZM122 209H123V207H122ZM150 209V208H149ZM254 209H256V208H254ZM263 209V208H262ZM9 210V209H8ZM12 210V209H11ZM25 210V209H24ZM28 210V211H29ZM109 210V209H108ZM120 210V209H119ZM123 210H125V209H123ZM142 210H144V208L142 209ZM170 210V209H169ZM247 209H245L244 211H243V215H242V217H240V219H241V221H243L244 222V220H247V217L245 216V211H246ZM257 210V209H256ZM264 210V209H263ZM263 210H261V211H263ZM1 211V210H0ZM6 211V210H5ZM10 211V210H9ZM19 211V210H18ZM30 211L29 212H27V210H26V212H27V214H25V215H27V216H24L23 215V220L26 218V217H28L29 218V213H30ZM92 211H94V207H93V210ZM113 211V210H112ZM111 211V212H112ZM127 211V210H126ZM161 211V210H160ZM177 211V210H176ZM212 211V210H211ZM238 211H240V209L238 210ZM237 211V212H238ZM248 211V210H247ZM246 211V212H247ZM252 211H253V209H252ZM258 211H259V209H258ZM257 211V212H258ZM22 212V211H21ZM23 212H25V211H23ZM23 212H22V214H23ZM98 212H101V211H98ZM104 212H106V211H104ZM103 212V213H104ZM138 212H139V209H138ZM143 213H144V211H142ZM151 212V211H150ZM157 212V211H156ZM264 212V211H263ZM2 213H3V210H2ZM8 213V212H7ZM10 213H11V211H10ZM112 213H114V212H112ZM116 214L117 213H119V212H115ZM123 213V212H122ZM130 213V212H129ZM160 213V214H161ZM253 213V212H252ZM3 214H6V212H4ZM21 214V213H20ZM30 214V215H31ZM92 214H93V212H92ZM89 215V218H88V221H89V234H88V237H87V240H86V242H85V245H86V247L89 249V254H90V258L92 259V262H93V264H105V263H107V261L109 260V259H113L114 258V260L115 259H118L119 257H118V252H119V247L116 245V242H119V240H117L116 238L117 237H113L115 234H117L119 231L117 230V232L115 231V229H114V226H115V224H114V221H115V217H114V221L113 222H111V221H109V217H107V216H105L104 215V217H102V218H100V219H96L93 215ZM111 214V213H110ZM110 214H109V216H110ZM115 214V215H116ZM125 214V213H124ZM137 214H139V213H137ZM177 214V213H176ZM199 214V213H198ZM238 214V213H237ZM7 215V214H6ZM35 215V216H36ZM44 215V214H43ZM126 215V214H125ZM185 215V214H184ZM241 214H239V216H240ZM258 215V214H257ZM261 215V214H260ZM10 216H12L11 214H10ZM16 216V215H15ZM14 216V217H15ZM99 216V215H98ZM103 216V215H102ZM120 216V215H119ZM123 216V215H122ZM183 216V215H182ZM187 216V215H186ZM201 216V215H200ZM238 216V217H239ZM253 216H256L255 215V213L252 215V218H253ZM1 217V216H0ZM4 217V216H3ZM25 217V218H24ZM38 217V216H37ZM117 217V216H116ZM125 217V216H124ZM134 217V219H136L137 217H136V215L135 216H133ZM136 217V218H135ZM139 217H141V216H138V220L140 221V219L141 218H139ZM144 217V218H145ZM188 217V216H187ZM194 217V216H193ZM262 217V216H261ZM5 218H7V216L5 217ZM13 218V217H12ZM20 217H19V214H18V219H19ZM22 218V217H21ZM39 218H40V216H39ZM127 218V217H126ZM189 218V217H188ZM256 218V217H255ZM2 219V218H1ZM4 219V218H3ZM8 219V218H7ZM6 219V220H7ZM32 219H34V215H33V217H32ZM38 219V218H37ZM122 219V218H121ZM182 219H183V217H182ZM251 219V218H250ZM254 219V218H253ZM5 220V219H4ZM22 220V219H21ZM130 220H132V219H130ZM137 220V219H136ZM188 220V219H187ZM195 220V219H194ZM254 220H256V219H254ZM262 220V219H261ZM2 221V220H1ZM16 221V220H15ZM24 221H26V219L24 220ZM35 221V220H34ZM126 222L128 221V220H125ZM144 221V220H143ZM186 221V220H185ZM240 221V220H239ZM134 222L136 223V221L134 220ZM149 222V223H150ZM191 222V221H190ZM247 222V221H246ZM1 223V222H0ZM4 223V222H3ZM6 223V222H5ZM25 223V222H24ZM33 222H31L30 224H32ZM193 223V222H192ZM191 223V224H192ZM197 223H198V219H197ZM242 223V222H241ZM8 224H9V222H8ZM8 224H7V226H8ZM16 224V223H15ZM27 224V222L25 223V224H23V225H26ZM36 224V223H35ZM124 224H125V222L123 223V225L122 226H124ZM131 224V223H130ZM182 226H181V225ZM186 224H188V222L186 223ZM190 224V223H189ZM4 225V224H3ZM193 225V224H192ZM191 225V226H192ZM2 226V225H1ZM0 226V227H1ZM28 226V225H27ZM129 226V225H128ZM139 226V225H138ZM137 226V227H138ZM186 226V225H185ZM184 226V227H185ZM189 226V225H188ZM191 226H189V227H191ZM17 227V226H16ZM20 227V226H19ZM25 227V226H24ZM38 227V226H37ZM119 227H120V224H119ZM188 227V229H192V228H189ZM8 228V227H7ZM9 228H10V226H9ZM23 228V227H22ZM34 228V227H33ZM11 229V228H10ZM13 229V228H12ZM20 229V228H19ZM28 229V228H27ZM31 229H32V227H31ZM43 229V228H42ZM150 229H151V227H150ZM185 229H187V228H185ZM8 231H9V229H7ZM14 230V229H13ZM132 229H131V227H130V229H125V231H124V234H126V239H125V241L127 242H133L134 240H136V239H134V236H132V231H131ZM145 230V229H144ZM1 231V230H0ZM8 231H5V232H8ZM12 231V230H11ZM22 231H24L23 229H22ZM21 231V232H22ZM26 231V230H25ZM28 231H29V229H28ZM31 231V230H30ZM135 231H137V228H136V230ZM190 231V230H189ZM21 232H20V234H21ZM27 232V231H26ZM34 232V231H33ZM141 232H143V230L141 231ZM141 232H140V234H141ZM147 232V231H146ZM145 232V233H146ZM32 233V232H31ZM30 233V234H31ZM149 233V232H148ZM191 233H193V231L191 232ZM8 233H6L5 235H7ZM14 234L15 235H17V233H15V232H13V234H11L12 236H14ZM25 234V233H24ZM28 234V233H27ZM34 233H32L31 235H33ZM119 234H120V232H119ZM119 234H118V236H119ZM142 234H144V233H142ZM141 234V235H142ZM9 235V234H8ZM18 235H19V233H18ZM17 235V236H18ZM22 235V234H21ZM29 235V234H28ZM129 235V236H128ZM132 237H131V236ZM145 235V234H144ZM147 235V234H146ZM11 236V237H12ZM26 237H27V235H25ZM24 236V238L26 239V237ZM41 236H42V234H41ZM116 236V235H115ZM123 236L124 235H122V238H123ZM138 236V235H137ZM140 236V235H139ZM10 237V236H9ZM32 237V236H31ZM143 236H141V238H142ZM246 237H249L250 238V240H246ZM8 237H6V239H7ZM191 238V237H190ZM16 239V238H15ZM22 239H23V237H22ZM140 239V238H139ZM145 239V238H144ZM4 240H5V237H4ZM10 240L12 241V239L10 238ZM14 240V239H13ZM7 241V240H6ZM10 241V242H11ZM36 241V240H35ZM125 241H123V242H125ZM137 241V240H136ZM188 241H190V240H188ZM200 241V240H199ZM16 242V241H15ZM18 242V241H17ZM47 242H49V244H48V246L50 245V247H51V250H52V254L54 255V257H51L50 259H53L54 258V261L52 260V262H54L55 263V261L58 263V264H75L76 262H75V260L73 261V260H71L70 258H69V256H67L64 252H63V250L54 242V240H49V241H47ZM142 242V241H141ZM201 242V241H200ZM5 243V242H4ZM9 243V242H8ZM26 243V242H25ZM28 243V242H27ZM32 243V242H31ZM34 243V242H33ZM135 243H137V242H135ZM23 245H24V243H22ZM45 244V243H44ZM203 244V243H202ZM4 245V244H3ZM16 245H17V243H16ZM34 245L35 244H33V247H34ZM36 245H38V244H36ZM195 245V244H194ZM10 246V245H9ZM15 246V245H14ZM18 246L19 245H17L16 247V250L17 249H19L18 248ZM21 246V245H20ZM19 246V247H20ZM40 246V245H39ZM120 246H122L121 247V249H123V245H120ZM191 246V245H190ZM203 246V245H202ZM207 246H209V245H207ZM5 247V246H4ZM12 247H13V245H12ZM25 247H26V245H25ZM25 247L23 246V248L25 249ZM28 247V246H27ZM32 247V248H33ZM41 247V246H40ZM85 247V246H84ZM125 247H126V244H125ZM195 247H196V245H195ZM6 248H8V247H6ZM10 248V247H9ZM14 248V247H13ZM23 248H22V246H21V252L23 253ZM27 250L29 249V248H26ZM25 249V250H26ZM34 249H35V247H34ZM40 249V248H39ZM50 249V248H49ZM2 250H3V248L1 249V252H2ZM7 250V249H6ZM15 250V251H16ZM20 250V249H19ZM26 250V251H27ZM36 250V249H35ZM49 251V250H48ZM48 251H45V252H48ZM88 251V250H87ZM123 251V250H122ZM121 251V252H122ZM201 251V250H200ZM37 252H38V250H37ZM44 252V251H43ZM120 252V253H121ZM126 252V253H127ZM3 253H5V251L3 252ZM17 253V252H16ZM26 253V252H25ZM33 254H34V252H32ZM40 254H41V252H39ZM203 253V252H202ZM206 253V252H205ZM30 254V253H29ZM48 254V253H47ZM125 254V252H123V255ZM204 254V253H203ZM45 255V254H44ZM43 255V256H44ZM123 255H120L121 257L123 256ZM4 256V255H3ZM27 256V255H26ZM34 256V255H33ZM33 256H31V257H33ZM38 256V255H37ZM48 255H46V258H47V260H48V257H47ZM29 257V256H28ZM1 258H3V257H1ZM34 258L35 257H33V260H34ZM45 258V257H44ZM88 258V257H87ZM7 259V258H6ZM5 260V259H4ZM85 260V259H84ZM87 260H89V258L87 259ZM120 260V259H119ZM121 260H122V258H121ZM36 261V260H35ZM82 261V260H81ZM3 262V261H2ZM78 262H80V261H78ZM110 262V261H109ZM113 262H115V261H113ZM47 263L49 264V262L47 261ZM87 263V262H86ZM118 263L120 264L121 262H119L118 261ZM117 263V264H118ZM4 264V263H3ZM37 264V263H36ZM77 264V263H76Z\"/></svg>", "mask_w": 264, "mask_h": 264}]
</instances>
